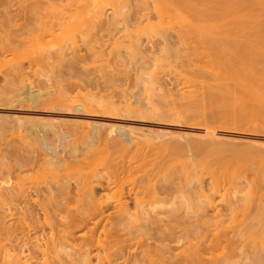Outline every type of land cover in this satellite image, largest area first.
Listing matches in <instances>:
<instances>
[{"label":"rangeland","instance_id":"rangeland-1","mask_svg":"<svg viewBox=\"0 0 264 264\" xmlns=\"http://www.w3.org/2000/svg\"><path fill=\"white\" fill-rule=\"evenodd\" d=\"M78 1H80V3L78 2ZM95 1H98V2H100V3H98V6H100L101 7V13H102V15H101V17L100 18H96V20L94 19V24L95 25H93V23L91 24V23H87L86 24V22H88L89 20H87V19H89L90 18V16L89 15H83V16H81V15H79V14H75V11H76V7H75V5H76V3L78 2V5H80L82 2V4H90L91 6H94L95 5V2H94V0H0V134L2 135V136H0V162H2V160H3V162H5L6 163V161L7 160H9V158L8 157H10V155L12 154L11 152H9V151H12V152H14V156H16L17 155V157H18V155H19V158H17L16 159V162L22 157L21 155H25L27 158L29 157V156H31V153L32 152H34V153H32V156L31 157H29V159H26V157H24V159H26V162L29 164V168L30 169H28V164H22V166H25L23 169H25V168H27V170L25 169V170H22L21 172L20 171H18V169L19 170H21L20 169V167L19 168H16L15 167V165L16 164H18V165H20V161L18 162V163H15V164H13V162H10V165H11V163H12V168H13V166H14V170L10 167V165L8 166V168H11V169H7L5 166L7 165V164H9V161H7L8 163L5 165V166H3L4 168L2 169V166H0V169H2L1 170V172L2 173H0L1 175H0V195L2 196H0L1 198H2V200L0 201V202H2V201H4L5 202V204L3 203V204H1L0 203V207H1V209H3L2 211L5 213V212H8V211H10V212H8V213H15V214H13V216H12V214H9V216L6 214V216L9 218L8 220L7 219H2L3 218V216L5 215L3 212H1V210H0V221H1V219L2 220H4V222H6L7 221V228L6 227H4L3 225H1L0 224V231H1V233H2V231H3V233H2V235L3 236H1V233H0V237H3L4 239V241L2 240V238L0 239V245H3V246H0L1 248H0V250H1V252H0V263H1V258L4 256V255H8V254H10L11 252H13V246H14V244L13 243H16L15 242V240L17 241V243H19V245H23L24 243H22V244H20V241H19V239H16L17 237H20L21 238V240L23 241V242H25V246L23 245L22 247H25V248H23V249H25V251L23 250V249H21V251H23L24 253H27V250L30 248V247H28L27 248V243H28V245L30 244V245H33V246H31V247H33V248H30L29 249V251H28V255L29 256H33L32 254L34 253V258H30L29 259V257H28V255L27 254H24V256L22 255L21 256V254H23L22 252H20L21 254H19V256H20V258H22L23 259V261H25L26 262V264H35V262L33 263H31L30 262V260H32V261H36L37 263L36 264H41V263H38L42 258H40L41 256H43V254H45V253H43V252H40L39 250H38V248L40 247V245H39V243L40 244H42V242L44 243L47 239H50L51 238V236L53 237V234H55L56 233V235H57V228H56V223H58V220H65V218H66V216L69 218V219H72L71 218V216L73 217V215L75 214V216H77L76 214H83L84 216H90V217H92L91 219H90V223H96L95 225H94V227L91 225V224H89L90 226H88V224H85V225H81V227L77 230V232H76V237H77V241H79L80 240V238H79V236L80 235H82V234H85V235H89V234H91L92 232L94 233H92L93 234V236L97 239L98 238V236L100 237V239H103V238H105V240L106 239H111L112 237H106L105 235H108V234H112L111 232H109L110 230V228H106V227H109V224H108V219L106 220L105 218L107 217V215H109L110 213H111V211L113 210V208L111 207V206H113V203H112V201H113V197H111V194L112 195H114V191H115V189L117 188V187H115V175H116V173H117V175L119 176V173H121V172H123V171H121L120 172V170L118 169L119 168V166H120V160H121V158H122V160H124L123 162H122V160H121V162H122V164L124 165L122 168H123V170L125 169V167L128 165V162L126 163V161L128 160V159H126V158H129V157H131L132 156V153L134 152V154L133 155H136V151H137V148L141 145V144H137V142H139L140 143V141H142V143L145 141H147L146 143H145V145H146V147L144 146V148L146 149V148H150L151 150H152V148L151 147H148V146H150L149 144H151L150 142H153V140L149 137V136H151V137H155L156 136V134H161V133H163V132H165L166 131V129H167V131L168 132H170L171 130H177L176 132H177V134H179V135H181V136H178V135H176V132H175V135L176 136H178L177 138L175 137V135L174 134H172V133H174V131H171L172 133H171V136L173 135L174 136V138H173V136H172V139H180V137H181V139H184V138H187V137H189V138H191L192 136L193 137H195V138H191V139H196V137L200 140V138L202 139H204L205 137H202L201 135L203 134V132L204 131H209V130H212V131H215V132H219L220 133V131H221V134H224L223 136H225V135H228V137L226 138V137H221L220 138V141H221V143L218 141L219 139H217L216 138V140L220 143H217V141H216V144H214L213 142H215V141H213L215 138H212L213 140H210V142L211 141H213L212 143L215 145V147L216 148H218V146L219 147H221V144L222 143H225L224 141H222L221 139L222 138H225V139H227L228 141H229V139H230V141H231V137H232V135L233 136H237V138H240V139H237L236 137H235V139H232V141H234L235 142V140L237 139V141H240L245 135H249L247 138V140L249 141V139L250 138H253L254 140H252V141H254V142H252V141H250V142H248V141H246V143L248 142L249 144H254V146L255 145H257V144H259L260 145V147L259 148H261V147H263L264 148V144H262L263 142H264V133L263 134H261L260 133V131H259V127H255V128H249V129H244V131H243V129H242V131L244 132H238V128H235V129H238V130H236V132H235V129L233 128V127H235V126H233L234 124H232V120L231 121H229L231 124H226V126L224 127V126H222V127H220L221 125L220 124H222V122H220V124L218 123V121H217V123L215 122L214 123V126H213V123H209L208 124V122L209 121H211V120H209L207 123H205V124H207V125H209L210 126V124H212V126H210V128H208V127H206V126H204L205 124H203L202 125V123H204V118H205V116L207 115V114H209V112L211 113V112H213V110H215L216 108H218L217 107V105H215L216 106V108H214V107H212V106H210V108H211V110L210 109H208L209 110V112H208V110L206 109V107H202L201 106V108H204V111L205 112H203L202 110H201V112L203 113V115H204V117H202L203 119H201V116H202V114L199 116L200 118H198V119H195V116H196V114H194V113H192L193 111L191 110V107H193V105H194V107H195V105H197V107L195 108V110H194V112L195 111H197V109H199V111H200V109L201 108H199L200 107V101H198L199 99H202V101H204L205 99H207L208 97H205V99L203 100V98H202V96L200 97L199 96V94H203L202 92H199L198 91V93L199 94H197L200 98L199 99H197V95H196V90H197V88H199L201 91H202V89H204L205 91H206V88H207V92H206V94L204 95V96H206V95H208L207 93H208V88H210L211 90L212 89H214L215 90V87L218 85L219 87L215 90V91H219V92H221V94H222V97H221V99L222 98H226L225 100L223 99V101L219 98L220 97V95H219V97H218V94H217V92H216V96L215 97H218V99H220L219 101H222V103L224 102H226L225 104L223 103V106H225V105H230V104H232V102L234 101V98H235V96H238L239 94H241V93H239L238 94V92H237V89L234 91V89L237 87V86H235L236 84H234V82H233V80L234 79H232L233 77H234V75H232V72H234V70L232 71V69L235 67H232L233 65H234V63L236 62V61H234L235 60V58H234V60H233V57H234V53H233V51H231L230 49L233 47V44L234 43H232L234 40H235V35H234V32H233V30H234V25H233V19H234V17H232V15L230 14V13H227V14H225L226 12L225 11H221V8H219L218 6H215V13L214 14H217V16L218 15H221L222 16V14H220L221 12L222 13H224L225 15H223V16H225V18L227 17L228 18V22H227V20L225 21L224 20V18H223V16L222 17H220V16H218V18H222V20H220V21H217V20H215L213 17H211L212 19L210 20V18H208L209 19V21H211L212 23H209L210 25L211 24H213L212 26H213V30H215V29H217V28H219V26L222 24V23H227V25H221L222 26V28H221V26H220V29H221V32H224V34H222L221 32V37L220 36H218L217 35V37L215 38V41H218V42H220L221 43V41L222 40H220V39H225V40H223L222 42H224V44L226 43L227 45L230 43L231 44V46H230V44L227 46L226 44H225V46H226V48L228 49V50H230V52H232V55L230 54H228V52H225V51H223V48L221 49V48H219V47H222L221 45H220V43L218 44V42H217V44L215 45V44H206V42H203L202 41V39L200 40L199 39V37H198V34H197V31H198V29H199V27L198 26H194L193 25V28H194V31L196 30V28H197V31H196V35L193 33V31L191 30V29H189V27H188V25L185 27V25L183 24V23H187V21H185V19L183 20L181 17H180V14H179V16H178V14H177V12L176 13H174V12H172L173 11V9H174V7H172V5L170 4V2H169V0L167 1L168 3H166V1H164V0H160L161 2H162V4L161 3H159L160 1L159 0H155L154 2H153V0H146V1H148V2H146V1H144V2H142L143 4H144V6H146V7H144V10L142 11V12H139L137 9H136V7H135V5H133V4H135L134 2H136V1H140V0H131V2H130V0H128V2H129V6H127L128 5V3H126V7H124V8H122L123 10H121V9H119V10H121V14H118L119 12H115L114 10H113V8L115 7V4L113 3L114 2V0L111 2V0L109 1V0H95ZM158 1V2H157ZM88 2V3H87ZM113 3V5H111ZM152 3H153V6H152ZM157 3V4H156ZM74 4V5H73ZM102 4V5H101ZM133 5V6H130V5ZM156 4V5H155ZM155 5V6H154ZM167 5H169V7L167 6ZM77 6V5H76ZM114 6V7H113ZM161 6V7H160ZM123 7V6H122ZM160 7V8H159ZM167 9H169V10H167V12H165V10H166V8ZM216 7H218L219 8V10L221 11V12H219V11H217L216 9H218V8H216ZM69 8H70V10H69ZM72 8V9H71ZM133 9L134 8V10L132 11L131 9ZM157 8V9H156ZM163 8L165 9L164 11H163ZM73 9H75V11L73 10ZM115 9V8H114ZM127 9V10H126ZM160 9V10H159ZM172 9V10H171ZM49 10V11H48ZM62 10H63V12H62ZM130 12H129V11ZM135 10H137V12H139L138 14H137V12H135ZM171 10V11H170ZM175 10V9H174ZM52 11V12H51ZM73 11V12H72ZM112 11H113V14H112ZM122 11H124V12H122ZM126 11V12H125ZM127 11H128V13H127ZM156 11V12H155ZM158 11V12H157ZM163 11V12H162ZM229 11V10H228ZM56 12V13H55ZM65 12V14H67V18H65V20L66 21H64V24H62L63 26H60V27H57V26H55L54 28H53V30H51V32H50V34H49V32H46V31H44L43 29L44 28H46V26L48 25V22H49V20L50 19H53L54 17H56V16H61V15H63V13ZM160 12V13H159ZM166 13V14H169V15H166L165 16V14H163V13ZM170 12V13H169ZM216 12H218V13H216ZM229 12H232V11H229ZM122 13H127L126 15H124V14H122ZM133 15H131V14ZM141 13V14H140ZM157 13V14H156ZM185 13V12H184ZM56 14V15H55ZM70 16H69V15ZM117 15V16H115V15ZM142 14L144 15V16H142ZM229 14H230V16H229ZM233 14V13H232ZM114 16L115 18L116 17H118L117 19H114L113 17V19L111 18V16ZM122 15H124L126 18H127V16H128V18H127V20L125 19V17L123 18L122 17ZM165 17H164V16ZM181 15H182V13H181ZM184 15V14H183ZM182 15V16H183ZM228 15V16H227ZM48 16V17H47ZM136 16V17H135ZM172 16V17H171ZM177 16V17H176ZM215 17H216V19H217V16L216 15H214ZM51 17V18H50ZM82 17V18H81ZM130 17V18H129ZM148 17V18H147ZM179 17V18H178ZM49 18V19H48ZM111 18V19H110ZM166 18V19H165ZM101 19V20H100ZM131 19V20H130ZM159 19H162V20H160L159 21ZM169 19V20H168ZM230 19V20H229ZM81 20V21H80ZM129 20V21H128ZM179 20H181V21H179ZM219 20V19H218ZM224 20V21H223ZM48 21V22H47ZM68 21V22H67ZM86 21V22H85ZM96 21V22H95ZM162 21V22H161ZM174 21V22H173ZM215 21H217V23H221L218 27H217V23L215 22ZM79 22H82L81 24H79ZM206 22H208V21H206ZM232 22V23H231ZM47 23V24H46ZM66 23V24H65ZM159 23V24H158ZM229 23V24H228ZM68 24V25H67ZM85 24V29L87 28V30L90 32V34H88L87 36L88 37H86V36H84L83 34H84V31H86L85 29L83 30V32H81L82 30L81 29H83V27H81L80 25H84ZM88 24H90L89 26H88ZM46 25V26H45ZM66 27H65V26ZM80 26V27H78L79 29L78 30H76L77 29V26ZM45 26V27H44ZM93 28H92V27ZM233 26V27H232ZM44 27V28H43ZM151 27V28H150ZM159 27V28H158ZM163 27H166V28H164L163 29ZM215 27V28H214ZM43 28V29H42ZM69 28V29H68ZM81 28V29H80ZM230 28V31L231 32H229L228 30H226V29H229ZM149 29V30H148ZM162 31H165V29H166V31L165 32H162L161 33V30ZM185 29L187 30V31H185ZM223 29L225 30V31H228V32H225V31H223ZM69 30H71V31H69ZM79 30H80V32H79ZM151 30V31H150ZM160 30V31H159ZM182 30V31H181ZM220 31V30H219ZM72 32V33H71ZM79 32V33H78ZM142 32V33H141ZM150 32V33H149ZM7 33V34H6ZM144 33V34H143ZM160 33V34H159ZM179 33V35H177ZM189 33V34H188ZM215 33H216V30H215ZM217 33L219 34V32H218V30H217ZM225 33H227V34H225ZM229 33H232V34H230L229 35ZM6 34V35H5ZM9 34V35H8ZM72 34V35H71ZM181 34V35H180ZM140 35H141V37H140ZM161 35V36H160ZM162 35H165V36H162ZM226 37H225V36ZM229 35V37L227 38V36ZM231 35H233L232 37H230ZM74 36V37H73ZM90 36V37H89ZM177 36H178V38H177ZM223 36L225 37V38H223ZM71 37V38H70ZM139 37V38H138ZM219 37V38H218ZM234 37V38H233ZM76 38V39H75ZM87 38V39H86ZM136 38V39H135ZM180 38H182V39H180ZM197 38V39H196ZM233 38V39H232ZM67 39H70L69 40V43H70V45H68L67 44V42H68V40ZM75 39V40H74ZM84 39H86V40H84ZM165 39H167V41L165 40ZM218 39V40H217ZM229 39H230V41H229ZM136 40V41H135ZM233 40V41H232ZM71 41V42H70ZM74 41H75V43H74ZM160 41V42H159ZM164 41H166L167 42V44H169V46H170V44H172V42H173V44H172V46H174V48L176 49L175 51V53H173V52H170V55L169 56H166V54L167 53H169V52H167V53H165V52H162V51H164L163 49L165 48H163L162 47V44H163V46L164 45H166V42H164ZM229 41V42H228ZM232 41V42H231ZM162 42V43H161ZM183 42V43H182ZM203 42V43H202ZM62 43H66V44H64V45H66L68 48L66 49H64V50H62V57H61V55L59 54V50H57L56 48H57V46L58 45H60V44H62ZM71 43H72V45H71ZM77 43V44H76ZM132 43V44H131ZM133 43H136V44H133ZM201 43H202V45H201ZM58 44V45H57ZM74 44V45H73ZM119 44V45H118ZM130 44V45H129ZM200 44V45H199ZM213 45V46H212ZM220 45V46H219ZM116 46H118L117 48H116ZM119 46H120V48H119ZM136 46V47H135ZM175 46H177V47H175ZM178 46H179V48H178ZM189 46V47H188ZM200 46L202 47V48H200ZM204 46V47H203ZM212 46V47H211ZM75 47V48H74ZM91 47V48H90ZM161 47H162V49H161ZM167 47V46H166ZM183 47L185 48L184 49V51H183ZM46 48H49V49H46ZM207 48V49H206ZM210 48V49H209ZM116 49V50H115ZM119 49V50H118ZM123 49V50H122ZM136 49V50H135ZM204 49V50H203ZM206 49V50H205ZM211 50V52L209 51V50ZM215 49V50H214ZM219 49V52L217 51ZM221 49V50H220ZM54 50H57L58 51V53H55L56 51H54ZM66 50V51H65ZM127 50V51H126ZM196 50V51H195ZM201 50V51H200ZM233 50V49H232ZM61 51V50H60ZM160 51V52H159ZM204 51V52H203ZM205 51L207 52V53H205ZM208 51H209V53H208ZM216 51H217V53L220 55L219 57H218V54L216 53ZM222 51V54L220 53ZM46 52H47V55H46ZM119 52H120V54H119ZM203 52V53H202ZM223 52H225V53H223ZM76 54V57H72V56H75V54ZM117 53V54H116ZM165 53V54H164ZM50 54V55H49ZM143 54V55H142ZM191 56H190V55ZM209 54H210V56H209ZM225 54V55H224ZM56 55V56H55ZM59 55V57L62 59H64L65 61H63V59H62V61H63V64H62V61L60 60V62H57L56 60L58 59V61H59V57H57ZM120 55V56H119ZM215 55V56H214ZM223 55H224V57H223ZM47 56H49L48 58H47ZM64 56V57H63ZM149 56L150 57H152V58H149ZM162 57V58H159V57ZM164 56V57H163ZM167 57V58H166ZM180 57V58H179ZM208 57V58H207ZM224 59H223V58ZM228 57V58H227ZM57 58V59H56ZM168 58H169V60H168ZM210 58V59H209ZM220 59V60H217V59ZM71 59V60H70ZM157 59V61H155ZM162 59H164V60H162ZM227 59H229L228 61H227ZM76 60V61H75ZM158 60H159V62H160V60H161V62L162 63H164V64H161V62L159 63L158 62ZM175 60V61H174ZM211 60H213V61H211ZM224 60H226V63L228 64V66L226 65V63H223V62H225ZM68 61V62H67ZM219 61V62H218ZM221 61V62H220ZM229 61H231V62H229ZM57 62V63H56ZM68 64H67V63ZM70 62V63H69ZM219 63V65L217 64V63ZM55 63V64H54ZM61 63V64H60ZM157 63V64H156ZM72 64V65H71ZM165 64H167V65H165ZM219 66H217V65ZM236 64V63H235ZM57 65H59V66H57ZM67 65H68V67L70 68V70L68 71L67 69ZM213 65V66H212ZM53 66H56L57 68H58V70H57V68L56 67H53ZM73 66H75V67H73ZM222 66V67H221ZM232 68H231V67ZM14 67V68H13ZM18 67H20V68H18ZM72 67H73V69H72ZM214 67V68H213ZM218 67V68H217ZM74 68H76V69H74ZM14 69H16V70H14ZM50 69H53V70H50ZM230 71H229V70ZM235 69V68H234ZM224 70H227V73L229 72V73H231V77H230V75H229V73L228 74H226V72L224 71ZM52 71V72H51ZM195 71V72H194ZM198 73H197V72ZM219 71V72H218ZM221 71V72H220ZM232 71V72H231ZM70 72V73H69ZM192 72H193V75H192ZM222 72H225V74H223ZM69 73V74H68ZM194 73H196V74H194ZM203 73V74H202ZM204 73H205V75H204ZM222 73V74H221ZM144 74V75H143ZM198 74V75H197ZM194 75H197V76H195L196 78L194 79ZM204 75V76H203ZM223 77H222V76ZM226 75V76H225ZM228 75V76H227ZM58 76H60V77H58ZM138 76V77H137ZM198 76H200L199 78H198ZM203 76V77H202ZM221 78L220 80L218 79L219 77ZM64 79H63V78ZM194 79H192V78ZM205 77H206V79H205ZM227 77V78H226ZM230 77V78H229ZM63 79L62 81L61 80H59V81H61V82H63V83H61V82H57V79ZM209 78V79H208ZM197 79H199V80H197ZM195 80H197V81H195ZM219 80V81H218ZM222 80L224 81V82H226L225 84H221V83H224V82H222ZM193 81H195L197 84H198V87H195V86H197V85H195L194 83L195 82H193ZM221 81V83L219 84V82ZM56 82V83H55ZM193 82V83H192ZM203 82V83H202ZM61 83V84H60ZM199 83L200 84H205V85H200L199 86ZM232 83V84H231ZM6 84V85H5ZM58 85H62V86H58ZM64 85V86H63ZM160 85V86H159ZM214 85H216L215 87H214ZM220 85H222V86H220ZM225 85V86H224ZM232 85V86H231ZM57 86H58V88H57ZM235 86V87H234ZM152 87V88H151ZM201 87H202V89H201ZM223 87H225V89L227 90H225V89H223ZM61 88V89H60ZM64 88V90H62ZM161 88V89H160ZM237 88H239V86L237 87ZM46 89H47V91H46ZM152 89V90H151ZM147 90V91H146ZM155 90V91H154ZM161 90H163V91H161ZM204 90H203V92H204ZM225 90V91H224ZM42 91V92H41ZM166 91V92H165ZM169 91V92H168ZM189 91H191V92H189ZM195 91V92H194ZM213 91V90H212ZM224 91V92H223ZM230 91H231V93H230ZM238 91H240V90H238ZM65 92H66V99L64 98V96H65ZM149 92H150V94H149ZM160 92V93H159ZM163 92H164V94H163ZM193 92V93H192ZM218 92V93H219ZM228 92V93H227ZM235 92V93H234ZM242 92V91H241ZM44 94V95H42V94ZM48 93V94H47ZM50 93V94H49ZM157 95H156V94ZM169 93V94H168ZM180 95H179V94ZM188 93V94H187ZM192 93V95H190V94ZM210 93V92H209ZM225 93H227L228 95H226ZM46 94H47V99H46ZM57 94H58V96H57ZM60 94V95H59ZM64 94V95H63ZM160 94H163V96H164V98L160 95ZM167 94V95H166ZM223 94H224V96L225 97H223ZM237 94V95H236ZM43 97H42V96ZM156 97H154V96ZM176 97H174V96ZM183 95V96H182ZM185 95V96H184ZM187 95V96H186ZM197 96L191 103H190V101H187V104H188V106L187 107H184V108H190L189 109V111H191L190 113L192 114V115H190V114H188L187 115V112H184V114L185 115H183V116H185V117H183L185 120H186V122L187 121H189L188 123H186L185 121L183 122L182 121V119L183 118H181L182 116H180V110L182 109L183 110V108H180V107H182V105H187L186 104V102L185 103H183L182 104V102H181V100L184 98L185 99V97L186 98H189L188 96ZM213 95V94H212ZM214 95H215V93H214ZM232 95V96H231ZM233 95H235V96H233ZM146 96H148V97H146ZM159 96V97H158ZM161 96V97H160ZM171 96V97H170ZM194 96V97H195ZM58 97V98H57ZM62 97V98H61ZM157 97H158V99H157ZM174 97V98H173ZM181 97H182V99H181ZM232 97V98H231ZM43 98H45L44 99V101H43ZM55 98V99H54ZM59 98L60 99H62V100H60L59 101ZM139 98V99H138ZM159 98H161V99H159ZM170 98V99H169ZM230 98L232 99V102L231 101H228V102H231V103H228L227 102V99H229L230 100ZM52 99V100H51ZM63 99H65L64 101H63ZM209 99H210V97H209ZM208 99V100H209ZM46 100V101H45ZM68 100V101H67ZM144 100V101H143ZM150 100V101H149ZM155 100H157V101H155ZM168 100V101H167ZM215 99H212L211 100V102H210V104L209 105H211V104H214V103H212L213 101H214ZM151 101H153V102H151ZM166 101V102H165ZM177 101V102H176ZM184 101V100H183ZM186 101V100H185ZM194 101H196V103L194 102ZM199 103H198V102ZM210 101V100H209ZM217 100H215L214 102H216ZM46 102V103H45ZM63 104H62V103ZM68 102V103H67ZM143 102V103H142ZM148 102H150V104L148 103ZM156 102V103H155ZM157 102H159V103H157ZM160 102H162V103H160ZM174 104H173V103ZM180 102V103H179ZM189 102V103H188ZM42 103V104H41ZM151 103H152V105H151ZM204 103H205V101H204ZM204 103H202V105L204 104ZM206 103H207V100H206ZM205 103V104H206ZM217 104H218V106H221L222 105V103H221V105H219V102L217 101L216 102ZM45 104V105H44ZM58 104H60V105H58ZM65 104V105H64ZM68 104V105H67ZM181 104V105H180ZM190 104H192V105H190ZM200 104V105H199ZM205 104H204V106H205ZM64 105V106H63ZM67 105V106H66ZM155 105V107H153ZM164 105V106H163ZM190 105V106H189ZM209 105H208V107H209ZM63 106V107H62ZM71 106V107H70ZM146 106V107H145ZM149 106H152L153 108H150ZM159 106V107H158ZM166 106V107H165ZM177 106V107H176ZM235 106V105H234ZM233 105H232V108L234 107ZM161 107V108H160ZM170 107V108H169ZM175 109V110H173V108ZM179 107V108H178ZM35 108V109H34ZM111 108V109H110ZM135 108V109H134ZM157 108V112L155 111V109ZM179 110H178V109ZM213 108V109H212ZM220 108V107H219ZM231 108V107H230ZM232 108L231 109H229V111L230 110H232ZM136 110V111H135ZM140 110H142V111H140ZM150 110V111H149ZM151 110H153L152 111V113H151ZM163 110V111H162ZM181 110V111H182ZM113 111H115V114H122L121 116H115L114 115V113H113ZM133 113H132V112ZM139 111H140V113H139ZM149 111V112H148ZM162 111V112H161ZM187 111V110H186ZM216 111V110H215ZM118 112V113H117ZM121 112V113H120ZM129 112V113H128ZM156 112V113H155ZM173 112V113H172ZM201 112H199V113H201ZM231 112V111H230ZM207 113V114H206ZM38 114V115H37ZM126 114V115H125ZM130 114V115H129ZM133 114H136L135 116L133 115ZM153 114H155L154 116L156 117V115H157V119L154 117H151ZM35 115V116H34ZM37 115V116H36ZM50 115H51V117H50ZM128 115V116H127ZM169 115H171V116H169ZM173 115H174V117L175 118H173ZM176 115V116H175ZM177 115H179V116H177ZM198 115V114H197ZM33 118V120L32 119H28V118ZM33 116V117H32ZM56 118H55V117ZM58 116V117H57ZM133 118H132V117ZM148 116H150V117H148ZM165 116V117H164ZM169 116V117H168ZM192 116H194V117H191ZM35 117H37V119L35 118ZM43 117V118H42ZM123 117V118H122ZM136 117V118H135ZM171 117V118H170ZM178 117V121L176 120H174V119H176ZM189 117V118H188ZM23 118V119H22ZM42 118V119H41ZM51 118L53 119V120H51ZM148 118H149V120H148ZM152 118L153 119H156L155 121L154 120H152ZM170 118V119H169ZM173 118V119H172ZM186 118H188V119H186ZM193 118H194V121H196V122H193L192 120H193ZM207 118V117H206ZM48 119H50L49 121L46 120ZM158 119H160V120H158ZM162 119H164V120H162ZM183 119V120H184ZM190 119H192V120H190ZM14 120H15V122H14ZM18 120V121H17ZM19 120H20V122H19ZM28 120H32L31 122L30 121H28ZM34 120H36L35 122H33ZM74 120H76V121H74ZM151 120H152V122H151ZM174 120V121H173ZM198 120H203V122L201 123V125H199V122L200 121H198ZM22 121V122H21ZM26 121H28L29 123H27ZM41 121V122H40ZM74 121V122H73ZM158 121V122H157ZM167 121V122H166ZM16 122H18V123H20V124H18V123H16ZM26 122V123H25ZM72 122V123H71ZM116 122V123H115ZM119 122V123H118ZM174 122V123H173ZM183 122V123H182ZM224 123L222 124V125H225V122H226V119L223 121ZM228 122V123H229ZM16 123V124H15ZM23 123H25V124H23ZM37 123V124H36ZM75 123V124H74ZM77 123V124H76ZM176 123V124H175ZM186 123V124H185ZM189 123H190V125H189ZM191 123H194V124H191ZM28 124V125H27ZM31 124H32V127H33V124H36V125H34V129L33 128H31ZM43 124V125H42ZM50 124V125H49ZM18 125H20L21 127H19ZM43 127H42V126ZM45 125H46V127H45ZM65 125H67V126H71V128L70 127H66ZM75 125V127H73ZM124 125V126H123ZM148 125H149V127H148ZM187 125V126H186ZM227 125H232V126H227ZM16 126V128H14ZM25 126V127H24ZM30 128H29V127ZM54 126V127H53ZM64 126L66 127V128H64ZM82 126V127H81ZM127 126V127H126ZM130 126V127H129ZM151 126V127H150ZM204 126L205 128H202V127ZM213 127V128H212ZM216 127V128H215ZM230 127L232 128V129H230ZM18 128V129H17ZM21 128V129H20ZM23 128H25V129H23ZM45 128V129H44ZM73 128H75L74 130H73ZM129 128H130V130L131 129H135L136 130V128H137V131L138 132H136L135 133V135L134 134H132V136H130L129 135V132L127 131V130H129ZM165 128V129H164ZM170 128V129H169ZM224 128V129H223ZM48 129V130H47ZM140 129V130H139ZM141 129H142V131H141ZM163 129V130H162ZM234 129V130H233ZM20 132L19 134L18 133H16V132H18V131ZM26 130V131H25ZM29 130V131H28ZM32 130V131H31ZM72 130V131H71ZM97 130H100V132L101 131H103L104 130V132H101V133H99V134H97L96 133V131ZM180 130V131H179ZM181 130L183 131L182 133H180L181 132ZM185 130H186V132H185ZM189 131V133L187 134V132ZM245 130H246V132H245ZM64 131H68V133H64ZM107 131V133H105ZM166 131V132H167ZM193 131H195V132H193ZM203 131V132H202ZM253 131V132H252ZM255 131H257V132H255ZM37 132V133H36ZM59 132V133H58ZM72 132V133H71ZM94 132V133H93ZM124 132V133H123ZM128 132V133H127ZM142 133L141 134V136L143 137H147L148 136V138H150V140L148 141V140H144L142 137H140L139 136V133ZM159 132V133H158ZM179 132V133H178ZM185 132V133H184ZM197 132H199V133H197ZM249 132V133H248ZM36 133V134H35ZM45 133H46V135H45ZM56 135H55V134ZM58 133V134H57ZM184 133V134H183ZM231 133V134H230ZM233 133V134H232ZM248 133V134H247ZM251 133H253V134H251ZM29 134V135H28ZM52 134V135H51ZM136 134H138V135H136ZM195 134V135H194ZM239 134V135H238ZM243 134V135H242ZM258 134V135H257ZM21 136L22 135V137L24 138H22V137H19V136ZM83 137H82V136ZM134 135V136H133ZM184 135V136H183ZM189 135V136H188ZM231 135V136H230ZM60 139H58L57 140V137ZM86 136V137H85ZM96 136V137H95ZM102 136V137H101ZM136 136V138H133V137H135ZM240 136V137H239ZM261 136V137H260ZM19 137V139H17ZM52 137V138H51ZM56 137V138H55ZM127 137H131L130 139H131V141L133 140V142L131 143L128 139H126ZM140 137V138H139ZM145 137V138H146ZM54 138L56 139V142H54ZM82 138V140H80ZM89 138H91V140L89 139ZM118 138V139H117ZM133 138V139H132ZM164 138H166V139H168V138H171L170 137V135L169 136H167V137H165L164 136ZM256 138V139H255ZM5 139V140H4ZM23 140V142H22V140ZM52 139V140H51ZM64 139V140H63ZM71 139V140H70ZM85 139V140H84ZM137 139H139L140 141H138ZM178 139V140H179ZM225 139H223V140H225ZM244 139V138H243ZM243 139H242V141H243ZM257 139H258V141H257ZM20 140V141H19ZM24 140H25V142H24ZM67 142H70V143H72V144H80V145H74V147H77L78 149H80V150H78L77 152H79V151H81V152H79V153H81V154H79V153H77L76 154V149L73 151V152H75V155H74V153L73 154H70V153H68V152H71L72 153V151H70L73 147H66V149H68V148H70V150L69 151H66L65 150V148H64V146H62V145H64L65 144V146H66V144H69L68 146H72V145H70V143H67ZM70 140V141H69ZM76 140H77V142H76ZM84 140V141H83ZM134 140H136L137 142L135 143V141ZM185 140L186 139H184L183 141H182V143L184 144L185 143ZM188 140V139H187ZM199 140H194V141H199ZM226 140V141H227ZM245 140V139H244ZM262 140V142H260ZM8 141V142H7ZM9 141H10V143H9ZM12 141V142H11ZM17 141H19L18 142V144H17ZM62 141H63V144H62ZM65 141V142H64ZM85 141H87V142H85ZM116 141V142H115ZM120 141V142H119ZM201 141V140H200ZM200 141H199V143H200ZM228 141H227V143H228ZM15 142H16V145H15ZM21 142H22V144H21ZM28 142V143H27ZM82 144H81V143ZM117 142H118V144H117ZM131 144V145H128L129 143ZM156 142V140H154V143ZM187 142V141H186ZM189 142H191V140L189 141ZM193 142V141H192ZM202 142H203V140L201 141V143L200 144H202ZM205 142L207 143V141H206V139H205ZM205 142H203V144H205ZM11 144V145H8V144ZM26 143V145H24V144ZM54 143H56V147L57 146H59V147H63L62 148V150L64 151L65 150V153L67 152V154L64 156V154L65 153H63V152H60V151H62L61 150V148H59V149H57L55 146H53L52 144H54ZM153 143V144H154ZM227 143H225V144H227ZM239 143V142H238ZM261 143V144H260ZM19 144H21V146L19 145ZM61 146H60V145ZM122 144V145H121ZM157 144H159V143H157L156 142V145ZM186 144H188V143H186ZM224 144V145H225ZM232 144V143H231ZM230 144V145H231ZM234 144V143H233ZM233 144H232V146H233ZM236 144V143H235ZM242 144V143H241ZM240 144V145H241ZM244 144V143H243ZM15 146V147H13V146ZM17 145H19L18 147H16ZM137 147H135V146ZM152 145V144H151ZM207 145V144H206ZM210 145L212 146V147H214L211 143H210ZM210 145H209V147H210ZM224 145H222V146H224ZM84 146V147H83ZM87 146V147H86ZM122 146V147H121ZM124 146V147H123ZM142 146V145H141ZM164 146V145H163ZM184 146V145H183ZM187 146H191L190 145V143L188 144V145H185L184 146V148L186 149V148H188V149H190V151L189 150H185V151H187L186 152V154L188 153V156L186 155V154H184V149L183 150H181V151H184L182 154V156H185V157H182V156H180L179 155V157H177L176 158V156H174V160L172 161V156H170V159H171V164L172 165H174V163H175V161H179V160H182V161H185V162H188V163H185V165L187 164H189V165H191V161H192V166L195 168L196 167V163L197 162H194L195 161V155H192V152L194 153V151H192L191 150V147L189 148V147H187ZM243 146V145H242ZM245 146H247L246 144L243 146V147H241L243 150H244V148H245ZM249 146H251V145H249ZM253 146V145H252ZM253 146V147H254ZM48 148V151L50 150H52L50 153L48 152H45V156H47V158L45 157H41L40 158V156H41V150L42 149H44V148ZM53 147H55L56 149H55V151L57 152H55L56 153V155L55 156H53L55 153H53ZM79 147H81V148H79ZM113 147V149L111 150V148ZM134 147L136 148L135 150H134ZM143 147V146H142ZM155 147V146H154ZM154 147H153V150L151 151V150H141L140 148L141 147H139L138 149H140L139 150V153H140V151H141V154H140V156H142V154H144L146 151H149V152H147L148 154H146L147 156L148 155H151V156H146L145 154V156H146V158H153V157H155V160H153V163L149 160L147 163H141L140 165H145V164H150L149 162H151L153 165L154 164H156V162H154V161H156L157 160V158L158 159H160V157L162 158L161 160H163V158H165V156H166V158H167V156H168V159H169V155L168 154H165V156H164V153L165 152H167V147L166 148H162V146H161V144L160 145H158V148H155L154 149ZM159 147H160V149H159ZM225 147H226V145H225ZM227 147H228V145H227ZM235 147V146H234ZM239 147V146H238ZM9 148V149H8ZM12 148V149H11ZM13 148H15V149H13ZM21 148V149H20ZM47 148H46V150L45 151H47ZM87 148H89V149H87ZM120 148V149H119ZM126 148H127V150H126ZM204 148H206V147H204ZM230 148V147H229ZM236 148V147H235ZM259 148H257V149H259ZM19 149V150H18ZM110 149V150H109ZM121 149H123V151L124 150H126V151H122ZM196 149V148H195ZM194 149V150H195ZM200 149V148H199ZM203 149V148H202ZM202 149H200V150H202ZM228 149V148H227ZM226 149V150H227ZM232 149H233V147H232ZM251 149H252V147H251ZM255 149V148H254ZM253 149V150H254ZM7 150V151H6ZM28 153V156H27V154H26V152ZM43 150V151H44ZM58 150V151H57ZM114 150V151H113ZM121 150V151H120ZM163 150L165 151V152H163ZM170 150H172V149H170ZM169 149H168V151H170ZM206 151V149H203L202 151ZM225 150V149H224ZM225 150V151H226ZM233 150H236V149H233ZM241 149H239L238 151H240ZM243 150H241L240 151V153L243 151ZM23 151H24V153H23ZM85 151V152H84ZM90 151V152H89ZM110 151H113V153L112 152H110ZM121 152L122 154L124 153L125 155H126V157H125V155L123 154H121V153H119V152ZM142 151H143V153H142ZM156 151V152H155ZM161 151V152H160ZM173 151H175V150H173ZM191 152V154L189 153V152ZM197 151H198V149H197ZM202 151L201 152H198V153H201L202 155H203V153H202ZM207 151H209V150H207ZM230 151H232L231 149H230ZM237 151V150H236ZM237 151V152H238ZM245 151H246V149H245ZM245 151H243V152H245ZM248 152H250L249 150H247ZM256 151V150H255ZM259 151V150H258ZM5 152V153H4ZM9 152L10 153V155H9V153L7 154V153ZM58 152H59V154H58ZM89 152V153H88ZM224 152V151H223ZM248 152H247V154H248ZM261 152H263V151H261ZM261 152H259V153H261ZM15 153H16V155H15ZM19 153V154H18ZM44 153V152H43ZM42 153V154H43ZM48 155H47V154ZM62 153V154H61ZM84 153V156L82 155ZM114 153H115V155H114ZM118 153V154H117ZM139 153H138V156H139ZM151 153V154H150ZM159 154V155H155V154ZM170 153H172L173 154V152L171 151ZM175 153H177L176 151H175ZM174 153V154H175ZM207 153V152H206ZM205 153V154H206ZM226 153V152H225ZM235 153V152H234ZM255 153V152H254ZM259 153L258 152H256L254 155H259ZM2 154V155H1ZM5 154V155H4ZM7 154V155H6ZM34 154V155H33ZM57 154H58V156H60V157H58L57 156ZM68 154H70V155H74V157H76L74 160L72 159V157L70 156V158L72 159H70V161H68L67 159H69V158H67V156H68ZM86 154V155H85ZM103 154H105V155H103ZM107 154V155H106ZM116 154L118 155L117 157H116ZM160 154H161V156H160ZM201 154H200V156H201ZM210 153L208 152V155H209ZM230 154V155H229ZM245 154H246V152H245ZM64 157H63V156ZM79 157V159H77L78 157ZM80 155H82V156H80ZM112 155H114V156H112ZM131 155V156H130ZM177 155V154H176ZM191 155H192V158H190L191 157ZM211 155H214L212 152H211V154H210V156ZM225 155V157H226V154H224ZM223 155V156H224ZM228 156H232L233 155V152H232V155H231V153L229 152L228 154H227ZM261 155L263 156V157H261ZM261 155H259L260 156V159L263 161L264 159V154L263 153H261ZM4 156L6 157V156H8L7 158H4ZM21 156V157H20ZM36 157V158H39L38 159V161L39 162H37L36 161V163H34V161H35V159H33V161H32V157ZM43 156V155H42ZM62 156V157H61ZM109 156H111L110 158H109ZM138 156H136V158L138 157ZM156 156H158L157 158H156ZM178 156V155H177ZM194 156V157H193ZM198 156V155H197ZM206 156V155H205ZM209 156V157H210ZM237 156V155H236ZM235 155H233V158L234 159H232V157H231V159L232 160H235V157H236ZM238 156H239V153H238ZM237 156V157H238ZM241 156H243V155H241ZM248 156V155H247ZM250 156V155H249ZM34 157V158H35ZM54 157V158H53ZM105 157V158H104ZM108 157V158H107ZM119 157H121V158H119ZM135 156H132V158H134ZM203 157H204V155H203ZM251 157V156H250ZM257 157V156H256ZM255 157V158H256ZM57 158V159H56ZM103 158V159H102ZM118 158H119V161H118ZM124 158V159H123ZM145 157H144V159H146ZM166 158H165V160H163V162H162V164L161 165H163V163L166 161ZM211 158V157H210ZM221 158H223V157H221ZM246 158V157H245ZM252 158H253V156H252ZM14 159V158H13ZM11 157H10V160H13ZM61 159H63L64 160V162H63V165H62V162H61V164H59L60 163V161H62ZM108 159V160H107ZM117 159V160H116ZM141 159V158H140ZM139 159V160H140ZM170 159H169V162H170ZM178 159V160H177ZM207 159H209L208 157H207ZM212 159H214L215 160V162H216V158L214 157H212L211 158V160ZM230 159V158H229ZM228 159V160H229ZM240 159V158H239ZM238 159V160H239ZM247 159V158H246ZM246 159H244L243 158V161L245 160V163L242 165V163L243 162H239V161H237V163L239 162L240 163V165H238L237 163H236V160H235V162L234 163H236V164H234L233 163V169H236V166H234V165H237V166H239V167H241V165L242 166H244L246 163H248L249 164V162H251V159H248L247 161H249V162H247L246 161ZM5 160V161H4ZM41 160V161H40ZM50 160H52V161H50ZM59 160V161H58ZM66 160V161H65ZM107 160V161H106ZM110 160V161H109ZM132 160V162H136L138 159H136V161H133L134 159H131ZM138 160V162H140V161H144V160H140L139 161ZM161 160H158V161H161ZM194 160V161H193ZM197 161H199L198 159H196ZM224 160V159H223ZM225 160H227V159H225ZM254 160H256L255 161V164H256V162L258 161V163L260 164L261 163V160H259V158H256V159H254ZM15 161V160H14ZM23 161V160H22ZM29 161H32L31 163H29ZM46 161V162H45ZM58 161V162H57ZM76 161H78V162H76ZM80 161V162H79ZM109 161V162H108ZM115 161V163H113V162ZM116 161H118V162H116ZM129 161V160H128ZM146 161V160H145ZM157 161V163H159ZM181 161V162H182ZM190 161V162H189ZM200 161H202L201 159H200ZM206 161V160H205ZM210 160H208V162H209ZM241 161V160H240ZM26 162H23V163H26ZM48 162V163H47ZM54 162H56L57 164H55ZM74 162H76V163H74ZM169 162H165L166 164H168ZM203 162H204V159H203ZM213 162V161H212ZM214 162V163H215ZM220 162H221V160H220ZM232 164V161L231 160H229L228 161V163L226 164V165H229L230 163ZM33 163H34V165H33ZM41 163V164H40ZM46 163V164H45ZM55 165H54V164ZM67 163H70V164H68V165H71V164H73L72 166H67ZM117 164V165H119L117 168H116V166L115 165H113V164ZM161 163V162H160ZM159 163V164H160ZM199 163V162H198ZM223 164H224V161L222 162ZM257 163V164H258ZM30 164H31V167H30ZM54 166H53V165ZM125 164H127V165H125ZM137 164V163H136ZM180 164H182V163H180ZM179 164V165H180ZM194 164H196L195 166H194ZM213 164V163H212ZM211 164V165H212ZM218 164V163H217ZM217 164H214L213 166L214 167H216V165ZM221 164V163H220ZM222 164V165H223ZM224 164V165H225ZM230 164V165H231ZM247 164V165H248ZM251 164V163H250ZM254 164V165H255ZM263 164V163H262ZM261 164V165H262ZM0 165H1V163H0ZM57 165V166H56ZM151 165V164H150ZM158 164H156L155 166H157ZM172 165H168V167L167 168H169V166H171L170 168H172L173 166ZM223 165V166H224ZM225 165V166H226ZM253 165V164H252ZM264 165V164H263ZM65 166H67V168L64 167ZM181 166H183L184 167V164L183 165H181ZM181 166L179 167L177 164H176V171L175 172H177V170H183L184 168H182V169H180L181 168ZM191 166V167H192ZM198 166V165H197ZM221 166V165H220ZM220 166H219V168H220ZM231 166V167H232ZM257 166H259L258 168H256V166H255V169H259L258 171H261L260 170V168L261 167H263V166H260V165H257ZM70 167V168H69ZM110 167V168H109ZM113 167V168H112ZM135 167H137V165H135ZM135 167H132V168H135ZM139 167V166H138ZM159 167H162V166H158L156 169H154L155 170V172H154V170L152 169V170H149V172H151V174L153 175V177L152 178H154V176L156 175V177H158L159 179H162L163 178V176H162V178H160L161 176H160V174L162 175V174H164V173H166V171H169L168 169L165 171L164 170V173L162 172V173H159L160 171H159ZM165 167V165L161 168L162 170H163V168ZM173 167V168H174ZM187 167V166H186ZM185 167V168H186ZM228 167V166H227ZM230 167V166H229ZM7 169V171H4V169ZM115 168V169H114ZM121 168V166H120V169H122ZM128 168V167H127ZM127 168L125 169V170H127ZM131 168V167H130ZM129 168V170H131ZM141 168V167H140ZM145 168H148V167H145ZM196 168H198V167H196ZM245 168H246V166H245ZM244 167L243 168H239V170H240V172H241V170H243L242 172L245 174V173H249V175L247 176L246 174H245V176H247V178L246 177H244V175H242V178L240 177L239 179H241V181H242V179L243 178H245V181H242V183H241V181H237V183H239V185L238 184H236V186L234 185L233 186V189H231V184L229 185L227 182H225L226 181V179H227V181L229 182V178H228V176H229V174H228V172H227V178H223V176H226V174H223L222 172H218V176H219V182H220V180H221V184H219L218 185V187L221 185L222 187H223V185H224V187L223 188H218L219 190H217V187L215 188L217 191H216V193L218 192V191H220L221 189H224L225 187H230L229 189L228 188H226V189H228V190H226V192L223 190V192H221V194H226L227 195V198L229 199V197H231V198H233V197H235V198H233L234 200L235 199H237V198H239V197H241V196H243V195H241L242 194V192L244 191H246V187L248 186L247 184L249 183H251V177H254L255 178V174H254V172L256 173V171H255V169H254V171H253V173L252 172H250V170L251 169H249V168H251L250 166H249V171L247 170V168H246V170L244 171V169H245ZM5 169V170H6ZM51 169H53V171H52V173L51 172H49V171H51ZM57 170L55 173H53L55 170ZM93 169V170H92ZM113 170V171H110V170ZM151 169V168H150ZM190 169V168H189ZM9 170V171H8ZM11 170V171H10ZM116 170H119V171H115ZM124 170V171H125ZM136 170V172H138L140 169H135ZM134 170V171H135ZM158 170V171H157ZM187 170V169H186ZM186 170H184V172L186 171ZM196 170H198L199 171V168L198 169H196ZM217 170V169H216ZM219 170V169H218ZM217 170V171H218ZM222 170V169H221ZM220 170V171H221ZM237 170V169H236ZM239 170H237V172H239ZM252 170H253V168H252ZM15 171V172H14ZM87 172L86 174L84 173V172ZM92 171H95V172H92ZM109 172L110 171V173H113V174H109V173H107V172ZM141 171V170H140ZM257 171V172H258ZM10 172V173H9ZM17 172V173H16ZM19 172V173H18ZM90 172V173H89ZM132 173H133V171H131ZM197 172V171H196ZM13 173H14V175H13ZM56 173H59L58 174V176L56 175ZM84 173V174H83ZM92 173H95L94 175L96 176V177H98L99 178V176L101 175V174H103L100 178H99V184H97V182H95V179H94V182L97 184L96 186H99V187H96V186H92V185H89L90 184V182L89 181H91V183H93V174ZM98 175H97V174ZM109 174V176H111V178H113L114 177V181H112V179H111V181H110V179H109V181L110 182H107L108 181V179H106L105 178V176L107 175V174ZM157 173H159V174H157ZM172 175H173V173H174V170H173V173H172V171L170 172ZM179 173V172H178ZM181 173V172H180ZM179 173V174H180ZM183 173V172H182ZM181 173V174H182ZM198 173V172H197ZM204 173H207V172H204ZM223 174V176L221 175V174ZM242 173V174H243ZM252 173V174H251ZM260 173V172H259ZM12 174V175H11ZM82 174H83V176H82ZM88 174H90V175H88ZM115 174V175H114ZM128 174V173H127ZM133 174H135V172L133 173ZM133 174H129V177H130V175L132 176ZM140 174L142 175L143 173H142V171L140 172ZM139 173H138V176L140 177L141 175H140ZM155 174V175H154ZM166 174H168V173H166ZM177 174V173H176ZM175 174V175H176ZM181 174L180 175H176L177 177H179V176H181ZM199 174V173H198ZM4 175V176H3ZM15 175H16V177H15ZM88 175V176H87ZM122 174H120V176H121ZM125 175H126V172H125ZM159 175V176H158ZM172 175H171V177H172ZM174 175V176H175ZM202 175V174H201ZM201 175H198V177H196L197 179L199 178L200 179V181H201V179H202V181H203V179H204V182H203V184H202V181L200 182L201 183V186L204 188H202V190H205V186H207V185H209L207 182H208V179H209V183L211 182L210 181V176L208 175V173H207V175L208 176H206V175H204V176H206L205 178L203 177V178H201ZM221 175V176H220ZM240 175V174H239ZM254 175V176H253ZM260 176H264V174H259ZM6 176V177H5ZM14 176V177H13ZM59 177V178H57V177ZM82 176V177H81ZM84 176H87V179H88V185L89 186H91V191L89 190L90 188L88 187V189H87V195H86V197H84L85 196V194H84V191H83V193H82V191H80L81 190V188L83 187V186H81V188H80V184L82 185L83 183L85 184V181H84V179L86 178V177H84ZM108 176V177H109ZM116 177L117 179L120 177ZM138 176H136V177H138ZM174 176H173V178H174ZM197 176V175H196ZM231 176V175H230ZM258 176V175H257ZM3 177H5V178H3ZM12 177V178H11ZM46 177V178H45ZM53 177V178H52ZM54 177L55 178H57L58 179V182H57V179H54ZM60 177H62V178H60ZM88 177H90L91 179H89ZM125 177V176H124ZM135 177V176H134ZM135 177V178H136ZM138 177V178H139ZM171 177H170V181H169V185H171L170 183H172L171 182ZM207 177H209V178H207ZM221 177V178H220ZM249 177V178H248ZM259 177V176H258ZM3 178V179H2ZM50 178L52 179V180H50ZM84 178V179H83ZM104 178H105V181H104ZM122 178H123V176H122ZM134 178V179H135ZM157 178V179H158ZM172 178V179H173ZM196 178H192V179H196ZM223 178V179H222ZM231 178H233V176H231ZM253 178V179H254ZM8 179H9V181H8ZM43 179H44V181H43ZM61 179L63 180V181H61ZM87 179H86V182H87ZM121 179V178H120ZM126 179L129 181V178H128V175H127V177H125V178H123V180L124 181H126ZM155 179V178H154ZM154 179H153V182H154ZM159 179H158V181H159ZM175 179V178H174ZM174 179H173V181H174ZM181 179V178H180ZM263 179V178H262ZM37 181H39V182H37ZM45 181H47L46 182V184L44 185V183H45ZM67 182V183H65V182ZM84 181V182H83ZM97 181H98V179H97ZM123 181V182H124ZM133 181V178L131 177L130 178V182H132ZM158 181H156L158 184L160 183L161 184V181L160 182H158ZM162 181H163V179H162ZM248 181V182H247ZM255 181H256V178H255ZM257 181H258V178H257ZM256 181V183L257 184H255V182L253 183V184H255V186H257L258 185V182L260 183V181H258L257 182ZM37 182V183H36ZM41 182V183H40ZM43 182V183H42ZM62 182H64L63 184H62ZM117 182V181H116ZM122 182V181H121ZM130 182H128L129 183V185H132V183L130 184ZM136 182V181H135ZM174 182H176L177 183V181H174ZM172 183V184H174V186H176L175 185V183ZM178 182H179V179H178ZM180 182H182V180L180 181ZM243 182H245V183H243ZM261 182H264V179H263V181H261ZM51 185V186H48L49 184ZM57 183H60V184H57ZM107 184V186H106V184ZM120 183V181L118 182V184ZM127 183V184H128ZM134 183V182H133ZM157 183L155 184V187L157 186V188L158 189H160L159 187H158V185H157ZM167 183V182H166ZM207 183V185H205ZM224 183V184H223ZM228 184V185H226V184ZM247 183V184H246ZM36 184H38V185H36ZM48 184V185H47ZM54 184H57L58 186L59 185H62L61 187H58V189H62V191H63V188H65V187H67L68 185L69 186H71L70 188H69V190H71V193H70V191L68 192L67 190L68 189H66V191H65V193L63 194V195H65L67 192L70 194V196H67V195H69V194H67L66 196H62V198H63V200L66 198V200H64V203H63V200H61V197H60V200L58 199V194H59V196H60V194L62 193V191H60L61 193H59V191L57 192L58 194H56V190H57V188H55L54 189V187H57V185H54ZM66 184V186L65 187H63V185H65ZM102 184V185H101ZM114 186H113V185ZM163 184V183H162ZM178 184H182V183H178ZM252 184V183H251ZM252 184V185H253ZM47 185V186H46ZM54 185V187H52ZM76 185H78V187L76 186ZM87 185V183L85 184V188H86V186H88ZM109 185V186H108ZM199 185V184H198ZM211 185V184H210ZM210 185H209V189L211 188L210 187ZM243 186V187H245L246 185V187H245V189L244 188H242V187H240V186ZM252 185H250V189H248L249 190V192H248V194L247 195H249L248 196V198L246 199V200H248L249 199V197H250V193H252L253 191H255L254 189H252L253 191L252 192H250L251 191V186ZM30 186V187H29ZM116 186H118L117 184H116ZM123 186V189H125V192L127 191V188L128 187H130V186H128V187H126V184L124 185H122ZM125 186V187H124ZM160 186V185H159ZM162 186V185H161ZM166 186V185H165ZM173 186V185H172ZM165 187L166 189L167 188H174V187ZM238 186V188H236ZM254 186V185H253ZM254 186V187H255ZM259 186H260V184H259ZM258 186V187H259ZM263 186H264V184H263ZM262 186V183H261V188L263 187ZM12 187H13V190H12ZM20 187V188H19ZM32 187H34V188H32ZM36 187V188H35ZM37 187H39V188H41V190L39 191V190H36V189H38ZM46 187V188H45ZM50 187V188H49ZM76 187L79 189V191L77 192V193H81V195L79 194V195H77L76 194ZM93 187V188H92ZM194 187H195V185H194ZM192 188V190H196L197 188L195 187V188ZM197 187H199V186H197ZM17 188V189H16ZM24 188H26V190L24 189ZM68 188V187H67ZM74 188V189H73ZM140 188H142V189H144L145 187H140ZM234 188H236V191L237 190H239L240 191V189H241V191L242 192H239L240 193V195L241 196H239V193L238 192H235V193H231V192H234ZM260 188V189H261ZM18 189H20V190H22V189H24L25 190V192H23L24 190H22V192L21 193H18V195L20 194H24V195H21V196H18L17 197V194H16V199H20V200H22V201H18V202H21L20 204L18 203V205L21 207H23L24 209H23V212H25V215H24V218H25V220H26V216L28 217V216H31V215H29L30 214V212L32 211L31 209H33V211H35V212H37V211H39V213L37 212V216H40V218H38V221H41L42 222V224H43V227H40L39 225H41V224H36V225H34L35 224V222L36 221H34V220H37V218H35V212H31V214H32V216L31 217H33L34 215V217L33 218H31V223L30 224H32L33 222V225H34V228H33V226H31V227H27L29 224H27L28 223V220H26V221H24V220H21L20 219V217H18L20 214H19V212H20V209H18V208H20L19 206H17V200L15 199V197L13 196V191H15V190H18ZM37 191H35V190ZM48 189H49V191H48ZM142 189L140 190V191H142ZM171 189V190H172ZM178 188H176L175 187V192H177L178 190H177ZM209 189H206V191H209ZM214 189V188H213ZM213 189H211V190H213ZM214 189V190H215ZM12 191V196H13V202H11V200L9 199V201L8 202H11V203H8L7 202V198H6V196H8L7 194H9V192L8 191ZM33 190V191H32ZM55 190V191H54ZM82 190H85L84 188L82 189ZM114 190V191H113ZM148 189H146L145 188V190L143 191V193H142V195H144V193L147 191ZM170 190V189H169ZM174 190H172V191H170V195H171V192H173ZM191 190V191H192ZM194 190V191H195ZM232 190V191H231ZM261 190H264L263 188L261 189ZM28 191V192H27ZM40 193H39V192ZM41 191L43 192V193H41ZM55 192V194H54V192ZM73 191V192H72ZM74 191H75V193H74ZM168 191V190H167ZM194 191H192V193L189 195V194H187V193H185V195H186V197L188 198H191L190 200H193L192 199V194L194 193ZM198 191V190H197ZM222 191V190H221ZM227 191H231V192H227ZM257 191V190H256ZM255 191V192H256ZM259 191V190H258ZM8 192V193H7ZM16 192V191H15ZM17 192H20V191H17ZM35 192V193H34ZM86 192V191H85ZM175 192H173L172 194V196H174V195H177V193L179 192H177V193H175ZM262 192V191H261ZM37 193H39V194H37ZM47 193H52V194H47ZM197 193L198 192H196L195 191V196L197 197ZM203 193H205V191L203 192ZM209 193V192H208ZM230 193V194H229ZM257 193V192H256ZM256 193H255V195H256ZM11 194H10V196H11ZM31 194V195H30ZM83 194V195H82ZM146 194V193H145ZM162 194V193H161ZM163 194H165V193H163ZM202 194V193H201ZM253 194H254V192H253ZM261 194V193H260ZM260 194H257V197H262L263 195L262 194H264V193H262L261 195ZM51 195H57V198L56 199H58L60 202H61V206L59 207V206H57V207H59L58 209L55 207L56 206V204L58 203L59 204V202H57L56 204H53L54 202H53V200H55V196L53 197L54 199L52 200V199H50V197L49 196H51ZM62 195V194H61ZM74 195V196H73ZM90 195H93L92 197L90 196ZM132 195V194H131ZM167 195V194H166ZM168 195H169V193H168ZM170 195L168 196V197H170ZM194 195V194H193ZM198 195H200L199 193H198ZM214 195H219V197H217V199L218 198H220V199H222V200H220L219 199V205H218V203H216L215 204V202L214 203H212L211 205H213V206H210L209 208L210 209H212L213 210V208H214V210H213V213L212 212H208L209 214H214L215 213V210L217 211V210H219L218 212H219V216H217L216 218H215V216H214V218L211 216V215H209V214H207V215H209V216H211L213 219L211 220V217H209L210 218V220L211 221H209V223L210 224H208L207 225V227H208V229L206 228V226H205V224H206V222H205V224H204V226L203 227H205L204 229H203V232H202V234H204V236H203V238H202V236H198L199 238H196V240H198L199 242H198V244H196L195 246H197V248L199 249L200 247H202L201 248V250L199 251V252H197V254H199L198 256H197V254H196V256H197V258L199 257V258H201V261H203V262H201L200 264H243V263H246V258H251V257H249V256H251V252L253 251V246H256V248H258V249H256L257 251H255V248H254V253L255 252H260L261 251V249H262V251L261 252H264V243H263V240H264V225L263 226H261V228L263 227V229H261L260 228V225H262V224H264V214L262 215V212L261 211H263V213H264V208L263 207H261L262 208V210L260 209V208H258L257 210H261V211H259V214H257L258 213V211L256 210V208L255 207H253V209L252 210H256L257 212H255V216L254 217H256V219L258 220H256V219H252V218H254V217H252L253 216V213H254V211H253V213L251 212V210L249 211V209H251L252 208V206H256V202H254L253 201V199L251 200V202L253 201L254 202V204L255 205H253V202L251 203L252 204V206H251V208H249V206H248V204L250 205V202L249 201H247V205H246V200H243L244 199V197H242V200H243V202H244V205H246L247 206V208H249V209H247L246 210V213H244V209H245V207H244V209L243 210H241L240 211V207H236L237 205L239 206V204H237L235 207H233V208H237L236 209V213L234 212V210L232 209H229V210H231V211H233L235 214L234 215H232L233 214V212L230 214L229 212H227V210L228 209H226L227 208V206L225 207V205L223 206L222 204H226V202L228 201L227 200V198H225L226 197V195H225V197L224 198H222V196H220V192H218L217 194H214ZM229 195H233V196H229ZM244 195L246 196V194L244 193ZM259 195V196H258ZM88 196L90 197V198H92V200L91 199H89L88 198ZM163 196V195H162ZM172 196H171V198H172ZM179 196H181V195H179L178 194V196L176 197V196H174V197H176V199H178V197ZM194 196V197H195ZM216 196H214V197H216ZM251 196H253V195H251ZM29 197V198H28ZM130 197H134V195H132V196H130ZM159 197H161V195L159 196ZM165 197V196H164ZM163 197V199L164 200H166L165 198ZM182 197V196H181ZM247 197V196H246ZM253 197H255V196H253ZM260 197V198H261ZM264 197V196H263ZM0 198V199H1ZM4 198V199H3ZM23 198V199H22ZM127 198V200L129 201L130 199L134 202V199L133 198H129L128 196L126 197ZM162 198V197H161ZM167 198V197H166ZM171 198H167V199H169L168 200V203L169 204H171V205H168V203H166L165 204V202H167V201H164V202H162V203H160V204H158L157 203V206H156V208H155V210H165L168 206V208H167V210L168 209H170V208H172V203H171V201L172 200H170ZM180 198V197H179ZM230 198V199H231ZM250 198H252V197H250ZM26 199V200H25ZM173 199V198H172ZM197 199H198V197H197ZM197 199H196V201H194V203H196L197 202ZM215 199V201L217 202V199L216 198H214ZM258 199V198H257ZM262 199V198H261ZM264 199V198H263ZM16 200V201H15ZM48 200V201H47ZM111 202H110V201ZM131 200L129 201V202H127V203H130V204H127V205H129V206H127V207H129L128 209L130 210L131 208L133 209L134 208V206L133 205H135V203L134 204H132L133 202H131ZM181 200V199H180ZM180 200L178 199V201L177 200H175L176 202H177V206H178V204H179V202H180ZM225 200V201H224ZM250 200V199H249ZM259 200V199H258ZM49 201H50V203L52 204V205H50V208L49 207H47V206H49L48 204H50L49 203ZM52 201V202H51ZM66 201V202H65ZM94 201V202H93ZM95 201H97V203L95 202ZM221 201H223V202H225V203H223V202H221ZM260 201H263V200H260ZM258 202V203H261V202ZM15 202H16V204H15ZM27 202V203H26ZM93 202V203H92ZM109 202H110V204H111V206H110V204H109ZM176 202L174 203L173 202V204L174 205H176ZM241 203H243L242 201H240ZM239 202V203H240ZM7 203L8 204H10L11 206H13L12 204H14V208H16L17 207V209H15L16 211H12V208L10 209V207L11 206H9V205H7ZM40 203H41V205H40ZM45 203V204H44ZM46 203H47V205H46ZM64 204V206L62 207V205ZM100 203H102L103 205H104V203H107V204H105V205H107V206H105L104 207V214L102 215V217H104L103 219H101L99 216L100 215H96V214H98V213H96V214H93V212L92 211H94L96 208H94V206H92L93 208H91V205L93 204V205H97L98 206V204H100ZM42 204H43V206H46V208H48L49 210H46V209H44L45 207H43L42 206ZM57 204V205H58ZM132 204V205H131ZM1 205H3V206H1ZM15 205H16V207H15ZM28 205V206H27ZM55 205V206H54ZM95 205V206H96ZM108 205H109V207H108ZM161 205V206H160ZM165 205V206H164ZM258 205V204H257ZM4 206H6V207H4ZM9 206V208H7ZM35 206V207H34ZM40 206H41V209H40ZM131 206H133V207H131ZM177 206H174V207H177ZM215 206V207H214ZM241 206H242V204H241ZM260 206H264V205H260ZM3 207V208H2ZM21 207V208H22ZM28 207V208H27ZM39 207V208H38ZM108 207V208H107ZM111 207V208H110ZM160 207V208H159ZM224 207V208H223ZM5 208V209H4ZM25 208H27V209H30L29 210V213L27 214V210L26 211H24L25 210ZM51 208H56L57 209V211L60 209V211H58V213H60V216H59V214L58 213H55V212H57L56 210H54V211H51ZM106 208V209H105ZM110 208V209H109ZM208 208V209H209ZM216 208V209H215ZM218 208V209H217ZM222 208V209H221ZM240 208V209H239ZM255 208V209H254ZM10 209V210H9ZM37 211H36V210ZM44 209V210H43ZM136 209H138L137 207L135 208V210ZM179 209V208H178ZM185 209H187V211H188V208H185ZM223 209H224V211H223ZM6 210V211H5ZM183 208H181V210H179L178 212L179 213H177V214H183ZM237 210H238V212L240 211L241 212V214L240 213H238L237 212ZM12 211V212H11ZM22 211V210H21ZM41 211V212H40ZM42 211H43V213H42ZM45 211H49L48 213H46L45 214ZM91 211V212H90ZM107 211V212H106ZM114 211V210H113ZM112 211V212H113ZM131 211V210H130ZM139 211L141 212V210H140V208H139ZM209 211V210H208ZM211 211V210H210ZM18 212V213H17ZM23 212H20V213H22L23 214ZM52 212V213H51ZM77 212H79V213H77ZM132 212H134V211H132ZM135 212H138L137 210L135 211ZM139 212V213H140ZM180 212H182V213H180ZM224 212V213H223ZM227 212V213H226ZM242 212H243V214H242ZM250 213L249 215H247L248 213ZM260 212H261V215L263 216H261V217H259V219H258V215H260ZM34 213V214H33ZM41 213H42V215L43 216H45L46 215V220L47 221H49V217H50V219L52 220V219H55V218H53L54 217V215L55 216H57V218H56V221L57 222H53V221H55V220H52V224H53V227H54V225H55V228H53L52 227V224L50 223V221L49 222H46V220L43 218V221H42V215H41ZM85 213V214H84ZM106 213V214H105ZM108 213V214H107ZM223 213V214H222ZM2 214H4L3 216H2ZM21 214V215H22ZM58 214V215H57ZM216 214H218V213H216ZM230 214V215H229ZM236 214H238V215H236ZM252 214V215H251ZM20 215V216H21ZM48 215V216H47ZM52 215H53V217H52ZM104 215H106V217L104 216ZM114 215H115V212H114ZM222 215V216H221ZM225 215V216H224ZM251 215V216H250ZM15 216H16V218H15ZM36 216V217H37ZM101 219V220H98V217ZM111 216H113L112 215V213H111ZM163 216V215H162ZM5 217V216H4ZM14 217V218H13ZM22 218H23V216H21ZM62 217H65L64 219L62 218ZM189 217H191V216H189ZM197 216H193L192 218L193 219H195ZM205 217V216H204ZM203 217V218H204ZM230 217V218H229ZM232 217V218H231ZM233 217H235V218H233ZM251 219H250V218ZM35 218V219H34ZM164 218H166V217H164ZM192 218H189V220H191ZM198 218H200L201 219V217H198ZM208 217L206 216V219H207ZM229 218V219H228ZM11 219V220H10ZM28 219H30V218H28ZM34 219V220H33ZM197 219V218H196ZM228 219V220H227ZM235 219V220H234ZM248 219V220H247ZM6 220V221H5ZM15 220H17V221H15ZM45 220V221H44ZM61 220V221H62ZM67 220V219H66ZM204 220V219H203ZM249 220H250V222L251 223H249V224H251L252 226L253 225H256L255 224V222L257 221V222H259V226L257 225V232L255 231L256 230V228H255V232H256V234H255V232H253V234H251V233H249L250 231H246V230H248V226L246 227V225H247V223L249 222ZM261 220H262V222H261ZM10 221H13V224L14 225H10ZM25 222V225H24V222ZM105 221H107L106 222V224H105ZM173 221V220H172ZM205 221V220H204ZM203 221V222H204ZM252 221H255V222H252ZM4 222H2V224H5ZM10 222V223H9ZM14 222H16V223H14ZM23 222V223H22ZM43 222H45V223H47V224H44ZM174 222H175V220H174ZM179 222V221H178ZM178 222H176V226L178 225ZM193 222V221H192ZM192 222H189V224L190 223H192ZM197 222V221H196ZM200 222H202V221H200ZM200 222H199V224H200ZM203 222L201 223V225L203 224ZM1 223V222H0ZM18 223V224H17ZM40 223V222H39ZM180 223H182V221L180 222ZM195 223V222H194ZM193 223V224H194ZM208 223V222H207ZM216 223H218V224H216ZM219 223H221V224H219ZM254 223V224H253ZM262 223V224H261ZM12 224V223H11ZM184 224H187V222L185 223L184 222ZM183 223H182V225H179L180 227H177V228H175V225L174 224H170L169 223V226H171V225H173V226H171V227H173V230L175 229V231L177 232V233H179L178 232V230H180V228H181V230L183 229V231H184V228H185V226H183L184 225ZM19 226V227H17V226ZM22 225H24V226H26L25 228H28V233L26 234V230L23 232V229H24V227H22ZM49 225H51V227L49 226ZM166 225H167V223H166ZM188 225V224H187ZM209 225H211V226H209ZM3 226V227H2ZM11 226V227H10ZM15 228H14V227ZM20 226L22 227V229L20 228ZM40 227L39 229H37V228H35V227ZM45 226V227H44ZM93 227V231H92V227ZM168 226V227H169ZM184 227V228H182V227ZM190 226V225H189ZM222 226V227H221ZM252 226H250L249 227V229H251V227ZM2 227V228H1ZM17 227V228H16ZM170 227V228H171ZM13 228V229H12ZM88 228H90L89 230H88ZM212 229V230H210V229ZM6 229L8 230V232H9V230L11 229L12 230V232H11V230H10V234L6 231ZM20 229L22 230V233L20 232ZM31 229V230H30ZM53 229H56V230H53ZM106 229V230H105ZM132 229V228H131ZM189 229H190V227H189ZM225 229V230H224ZM253 229V228H252ZM259 229H261L262 230V232H261V230L259 231ZM15 230H16V232H15ZM33 230V231H32ZM36 230V231H35ZM53 230V231H52ZM108 230V231H107ZM116 230H118V232H119V229H116ZM123 230V229H122ZM121 229H120V231H122ZM180 230V231H181ZM207 230V232L206 233H208V234H206L205 233V231ZM209 230V231H208ZM17 231L19 232V233H17ZM29 231H31V232H29ZM56 231V232H55ZM91 231V232H90ZM105 231H106V234H105ZM113 231V230H112ZM124 231H125V229H124ZM130 231H134V230H130ZM174 231V232H175ZM190 231H192V230H190ZM225 231V232H224ZM6 234H5V233ZM33 232V233H32ZM54 232V233H53ZM107 232H109V233H107ZM116 233V235L117 234H121L122 232H120V233ZM126 232L128 233V231L126 230ZM124 233V234H127V233ZM189 232V231H188ZM218 232H220V234L218 233ZM224 232V233H223ZM252 232V231H251ZM7 233L9 234V235H7ZM35 233V234H34ZM192 233H194V229H193V231H192ZM216 233V234H215ZM245 233H246V235H245ZM19 236H18V235ZM21 234H23V235H21ZM25 234H26V236L28 237L27 239L25 238ZM123 233H122V235H123V237L125 236V238L128 236V235H124ZM180 234V233H179ZM189 234H190V232H189ZM207 236H206V235ZM243 235V237L242 238H244V239H242L241 238V235ZM251 234V235H250ZM6 235V236H5ZM13 235V236H12ZM56 235H54V236H56ZM78 235V236H77ZM87 235V236H88ZM193 235V234H192ZM192 235H191V237H192ZM250 235V237H247V236H249ZM260 235V236H259ZM17 236V237H16ZM22 236H24V238L25 239H22L23 237ZM30 236L31 237H33V238H30ZM110 236V235H109ZM120 236V235H119ZM251 236H252V239L250 240V238H251ZM255 236H256V238H255ZM263 236V237H262ZM9 237L10 239H12V240H10L9 238V240L7 239V238ZM35 237V238H34ZM121 237V236H120ZM247 237V238H246ZM39 238V239H38ZM47 238V239H46ZM119 238V237H118ZM122 238V237H121ZM120 238V239H121ZM128 238V237H127ZM193 238V237H192ZM202 238V239H201ZM204 238H206V239H204ZM238 238H240V240L238 239ZM246 238V239H245ZM262 240V242L260 243L259 241H261L260 239ZM6 239V240H5ZM15 239V240H14ZM38 240V241H36L35 243H34V241L33 240ZM41 239V240H40ZM115 240H116V238H114ZM114 239H113V242H115L114 241ZM194 239V238H193ZM201 239V240H200ZM242 239V240H241ZM255 239H256V241H255ZM28 240V241H27ZM118 240V239H117ZM122 240H125L124 238H122ZM244 240V241H243ZM259 240V241H258ZM11 241H14V242H11ZM29 241H30V243H29ZM42 241V242H41ZM102 241H104V240H102ZM112 241V240H111ZM120 241V243L122 242L121 240H119ZM119 241H118V244H119ZM125 241H127V240H125ZM124 241V242H125ZM129 241V240H128ZM127 241V242H128ZM171 241V242H170ZM197 242V241H195V240H192V242ZM201 241V242H200ZM202 241H203V243H202ZM3 242H4V244H6L5 246H4V244H3ZM6 242V243H5ZM8 242V243H7ZM27 242V243H26ZM37 242H39L38 244H37ZM137 242V241H136ZM148 243L150 242V245H152V246H154V245H171V246H166L167 248H169V250H170V252L172 253L173 252V254H176L177 253V255L176 256H178V254H180V256L179 257H183L184 258V256H186V255H188V256H186V257H188L189 258V254L192 252V251H189V252H187L188 250H186V249H188V247L190 246V247H192V244H190L191 243V241H190V245L187 247V243L189 242H186L185 243V241H180V243L179 242H177L178 243V246H177V244L175 243V241L174 242H172V240H169L168 239V237H167V239L165 238H162V239H160V238H157L156 236H154V238H153V236L150 238V239H148V241H147ZM157 244H156V243ZM158 242H160V243H158ZM9 243H11V244H9ZM123 243V242H122ZM130 243H132L131 241L129 242V244ZM133 243L135 244V242L133 241ZM133 243L131 244V245H133ZM154 243V244H153ZM172 243V244H171ZM174 243H175V245H174ZM200 243H202L203 244V246L200 244ZM260 243V244H259ZM11 245L12 247L10 248L12 251L10 252L7 248H9L8 246L9 245ZM38 246H36V245ZM114 245H115V243H113ZM127 244V243H126ZM142 244H144V243H142ZM142 244H139V245H141L142 246ZM184 244H186V246L184 247V246H182V245H184ZM263 246H262V245ZM8 245V246H7ZM29 245V246H30ZM116 245H117V242H116ZM124 245V244H123ZM174 245V246H173ZM201 245V246H200ZM260 245V247H258ZM20 246V247H21ZM34 246H36V247H34ZM134 246V248H135V246H138V244H136V245H133ZM133 246H132V248H133ZM118 247V246H117ZM121 247H122V245H121ZM177 247H179V248H177ZM203 247H204V249H203ZM36 248H37V250L38 251H36ZM130 249H132L131 248V246L129 247ZM134 248H133V250H131V251H140V249H138L139 248V246L138 247H136L138 250H134ZM141 248V247H140ZM183 248V249H182ZM185 248V249H184ZM194 249H192L193 251H195L196 252V250H195V247H193ZM4 249H6V251L4 252L3 250ZM33 249V250H32ZM35 249V250H34ZM112 249H115V247L114 248H112ZM130 249H129V251H130ZM252 249V251H250ZM69 250V249H68ZM67 250V251H68ZM181 250V251H180ZM184 250H186V251H184ZM190 250V249H189ZM30 251H32V253L30 252ZM95 251H97V250H94V252ZM130 251V252H131ZM180 251V252H179ZM2 252H4V253H2ZM10 252V253H9ZM30 252V253H29ZM40 252V253H39ZM106 252V251H105ZM104 252V250L103 249H99V253H100V255H102V256H104L106 253ZM179 252V253H178ZM183 252V253H182ZM250 252V253H249ZM6 253V254H5ZM36 253H37V255H36ZM39 253V254H38ZM104 253V254H103ZM137 253H139V252H137ZM186 255H185V254ZM193 253V252H192ZM3 254V255H2ZM49 255H51V256H53V254L52 253H48ZM167 254V253H166ZM170 254V253H169ZM169 254H167V256L169 255ZM194 254V253H193ZM264 254V253H263ZM10 255H12V253L10 254ZM27 255V256H26ZM171 255V254H170ZM184 255V256H183ZM9 256V255H8ZM45 256H47V255H45ZM166 256V255H165ZM173 257L172 258H174V255H172ZM194 256V255H193ZM25 258V260H24V258ZM28 257V258H27ZM49 257V256H48ZM263 258H264V255L262 256ZM36 258V259H35ZM40 258V260L38 261L37 259H39ZM116 258V259H115ZM115 258H114V263H117V264H123V263H125L126 261L123 259V258H125V257H116L115 256ZM192 258V257H191ZM27 259V260H26ZM45 259V260H44ZM51 259H53V258H50L49 257V259L48 260H51ZM126 259V258H125ZM29 260V261H28ZM47 260V258H44V256H43V260H41L43 263H44V261H46ZM123 260H124V262H123ZM225 262H224V261ZM123 263H122V262ZM243 261H245V262H243ZM224 262V263H223Z\"/></svg>","mask_w":264,"mask_h":264},{"label":"bare ground","instance_id":"bare-ground-1","mask_svg":"<svg viewBox=\"0 0 264 264\" xmlns=\"http://www.w3.org/2000/svg\"><path fill=\"white\" fill-rule=\"evenodd\" d=\"M110 1V0H109ZM113 0H111V2H112ZM144 1H146V0H140V1H136V2H134L135 4H133V5H135V7H136V9L139 11V12H142L143 10H144V7H146V6H144V4L146 3V2H148V1H146L144 4L142 3V2H144ZM155 0H153V2H154ZM160 1V0H159ZM164 1H166V3H168L167 1L168 0H164ZM79 3H80V1H78ZM78 2L76 3V5H75V7H76V11H75V9H73L74 11H75V14L77 15V14H79V15H81V16H83V15H89L90 16V18L89 19H87V20H89L88 22H86V24L87 23H93V25H95L94 24V19L96 20V18L98 17V18H100L101 17V15H102V13H101V7L100 6H98V3H100V2H98V1H95L94 0V2H95V5L94 6H91L90 4H80V5H78ZM130 2H131V0H130ZM158 2V1H157ZM169 2H170V4L172 5V7H174V9H173V11L172 12H174V13H176L177 12V14H178V16H179V14H180V17L184 20L185 19V21H187V23L185 22V23H183L184 25H185V27L188 25V27H189V29H191L192 31H193V33L195 32L196 33V31H197V28H196V30L194 31V28H193V25L195 26H198L199 27V29H198V31H197V34H198V37H199V39L201 40L202 39V41L203 42H206V44H217V42L219 41L218 39V41H215V38L217 37V35L218 36H220L221 35V33L222 34H224V32H221V29H220V26L223 24V25H227V23H217V21H220V20H222V18L220 19V18H218V16H220V17H222L223 15H225V14H227V13H230L231 15H232V17H234V21H233V25H234V30H233V32H234V35H235V40L232 42V43H234L233 44V47L230 49L231 51H233V53H234V57H233V60H234V58H235V60L234 61H236L235 63H234V65L232 66V67H234L233 69H232V71L234 70V72H232V75H234V77L232 78V79H234L233 80V82H234V84H236L235 86H239V88H235L234 89V91L237 89V92H238V94L239 93H241V94H239L238 96H235V95H233V96H235V98H234V101L232 102V97L230 98V100L229 99H227V102L228 101H231L232 102V104H230V105H225V106H223V103H222V101H223V99L225 100L226 98H222L221 99V97H222V94H221V92H219V91H215L219 86L217 85H214V87H215V90L214 89H210V88H208V95H206V96H204L205 94H206V92H207V88H206V91L204 90V89H202V87H201V89H202V91L199 89V88H197V90H196V95L197 94H199L198 93V91L199 92H202L203 94H199V96L201 97L202 96V98H203V100L205 99V97H210V99H209V97L207 98V99H205L204 101H205V103H206V100H207V103L205 104L204 103V101H202V99H199L200 97L198 96H188L189 98H186L185 97V99L183 98L182 99V97H181V102H182V104L183 103H185L186 102V104H187V101H190V103L197 97V99H199L198 101H200V107L199 108H201V106L202 107H206V109L208 110V109H210L211 110V108H210V106H212V107H214V108H216V106L215 105H217V107L218 108H216L215 110H213V112H209V110H208V112H209V114H207L206 116H205V118L203 119L202 117H204V115H203V113L201 112V110L203 111V112H205L204 111V108H201L200 109V111H199V109H197V111H195L194 112V110H195V108L197 107V105H195V107H194V105H193V107H191V110L193 111L192 113H194V114H196V116H195V119H198V118H200L199 116L202 114V116H201V119H203L204 120V123H202L203 122V120H198V121H200L199 122V125H201V123H202V125L203 124H205V123H207L209 120H211V121H209L208 122V124L209 123H213V126H214V123L216 122L217 123V121H218V123L220 124V122H222V124L224 123L223 121L226 119V122H225V125H222V124H220L221 126L220 127H222V126H226V124H231L229 121H231L232 120V124H234L233 126H235V127H233L232 125H227V126H232L234 129L235 128H238V129H235V132H236V130H238V132L240 131V132H243L244 131V129H249V128H255V127H259L260 129H259V131H260V133L261 134H263L264 133V0H169ZM88 3V2H87ZM114 4H115V9L113 8V10L115 11V12H119L118 14H121V10H123L122 8H124V7H126V3H128V5L127 6H129V2H128V0H114V2H113ZM113 3L111 4V5H113ZM159 3H161L162 4V2L160 1ZM157 4V3H156ZM155 4V5H156ZM74 5V4H73ZM102 5V4H101ZM132 4L130 5V6H133ZM146 5V4H145ZM154 5V6H155ZM123 6V7H122ZM144 6V7H143ZM152 6H153V3H152ZM168 7H169V5H167ZM215 6H218L219 8H221V11L223 10V11H227L225 14L224 13H222L220 10H219V8L218 7H216V8H218V9H216L217 11H219V12H221L220 14H222V16L221 15H218L217 16V14H214L215 13ZM161 7V6H160ZM159 7V8H160ZM166 8V7H165ZM72 9V8H71ZM119 9H121V10H119ZM131 9V8H130ZM157 9V8H156ZM69 10H70V8H69ZM127 10V9H126ZM132 11L134 10V8L133 9H131ZM130 10V11H131ZM137 10H135V12H137ZM160 10V9H159ZM165 9L163 8V11H164ZM167 10H169V9H167L166 8V10H165V12H167ZM172 10V9H171ZM170 10V11H171ZM232 11V12H229V11ZM49 11V10H48ZM129 11V10H128ZM128 11H127V13H128ZM129 11V12H130ZM145 11V10H144ZM162 11V12H163ZM52 12V11H51ZM62 12H63V10H62ZM73 12V11H72ZM122 12H124V11H122ZM126 12V11H125ZM139 12H137V14L139 13ZM156 12V11H155ZM158 12V11H157ZM163 13V14H165V16L166 15H169V14H166V13ZM185 12V13H184ZM56 13V12H55ZM127 13H122V14H124V15H126ZM160 13V12H159ZM168 13V12H167ZM170 13V12H169ZM181 13H182V15H181ZM216 13H218V12H216ZM233 13V14H232ZM112 14H113V11H112ZM131 14V13H130ZM141 14V13H140ZM157 14V13H156ZM230 14H229V16H230ZM56 15V14H55ZM69 15V14H68ZM115 15V14H114ZM124 15H122V17L124 18L125 16ZM132 15V14H131ZM214 15H216L217 16V19H216V17L214 16ZM70 16V15H69ZM115 16H117V15H115ZM133 16V15H132ZM142 16H144L143 14H142ZM164 16V15H163ZM164 16V17H165ZM226 16V15H225ZM225 16H223V18H224V20L226 21L227 20V22H228V18L226 17L225 18ZM228 16V15H227ZM48 17V16H47ZM114 18V19H117L118 17H114L113 15L111 16V18ZM136 17V16H135ZM167 17V16H166ZM172 17V16H171ZM177 17V16H176ZM211 17H213L215 20H217V21H215L216 23H217V27L219 26V28H217V29H215L216 30V33H215V30H213V24H209V23H212L211 21H209V19L208 18H210V20L212 19ZM51 18V17H50ZM65 18H67V14H65V12L63 13V15H61V16H56V17H54L53 19H50L49 20V22H48V25L46 26V28H42L44 31H46V32H49V34H50V32H51V30H53V28L55 27V26H57V27H60V26H63L62 24H64V21H66L65 20ZM82 18V17H81ZM110 18V19H111ZM112 18V19H113ZM127 18H128V16H127ZM127 18L125 17V19L127 20ZM130 18V17H129ZM148 18V17H147ZM179 18V17H178ZM49 19V18H48ZM166 19V18H165ZM219 19V20H218ZM101 20V19H100ZM131 20V19H130ZM160 20H162V19H159V21ZM169 20V19H168ZM223 20V21H224ZM230 20V19H229ZM81 21V20H80ZM129 21V20H128ZM179 21H181V20H179ZM206 21H208V22H206ZM68 22V21H67ZM96 22V21H95ZM162 22V21H161ZM174 22V21H173ZM182 22V21H181ZM82 22H79V24H81ZM232 23V22H231ZM47 24V23H46ZM66 24V23H65ZM83 24V23H82ZM159 24V23H158ZM229 24V23H228ZM68 25V24H67ZM66 25V26H67ZM90 24H88V26H89ZM65 26V25H64ZM65 26V27H66ZM77 26V25H76ZM81 27H83V29H81L82 31L81 32H83V30L85 29V24L84 25H80ZM80 26H77V29L76 30H78L79 28L78 27H80ZM92 27V26H91ZM233 27V26H232ZM93 28V27H92ZM151 28V27H150ZM159 28V27H158ZM164 28H166V27H163V29ZM215 28V27H214ZM221 28H222V26H221ZM69 29V28H68ZM162 29V30H163ZM86 31H84V36H86V37H88L87 35L88 34H90V32L87 30V28L85 29ZM149 30V29H148ZM161 30V29H160ZM159 30V31H160ZM161 30V33L162 32H165L166 31V29H165V31H162ZM217 30H218V32H219V34L217 33ZM220 30V31H219ZM226 30H228L229 32H231L230 31V28L229 29H226ZM69 31H71V30H69ZM151 31V30H150ZM182 31V30H181ZM185 31H187L186 29H185ZM223 31H225L224 29H223ZM228 31H225V32H228ZM79 32H80V30H79ZM78 32V33H79ZM221 32V33H220ZM72 33V32H71ZM142 33V32H141ZM150 33V32H149ZM194 33V34H195ZM7 34V33H6ZM5 34V35H6ZM144 34V33H143ZM160 34V33H159ZM189 34V33H188ZM225 34H227V33H225ZM230 34H232V33H229V35ZM9 35V34H8ZM72 35V34H71ZM177 35H179V33L177 34ZM181 35V34H180ZM196 35V34H195ZM229 35L227 36V38L229 37ZM161 36V35H160ZM162 36H165V35H162ZM197 36V35H196ZM216 36V37H215ZM222 36V35H221ZM220 36V37H221ZM225 36V35H224ZM223 36V38H225ZM233 35H231L230 37H232ZM74 37V36H73ZM90 37V36H89ZM140 37H141V35H140ZM71 38V37H70ZM139 38V37H138ZM177 38H178V36H177ZM219 38V37H218ZM234 38V37H233ZM232 38V39H233ZM76 39V38H75ZM74 39V40H75ZM87 39V38H86ZM86 39H84V40H86ZM136 39V38H135ZM180 39H182V38H180ZM197 39V38H196ZM68 40V42H67V44L69 43V40L70 39H67ZM166 41H167V39H165ZM220 40H225V39H220ZM136 41V40H135ZM166 41H164V42H166ZM221 41V43L220 42H218V44L220 43V45L222 46V47H219V48H223V51H225V52H228V54L230 53L231 55H232V52H230V50H228L227 48H226V46H225V44H224V42H222ZM229 41H230V39H229ZM228 41V42H229ZM71 42V41H70ZM160 42V41H159ZM202 42V43H203ZM74 43H75V41H74ZM162 43V42H161ZM183 43V42H182ZM202 43H201V45H202ZM64 44H66V43H62V44H60V45H58L57 46V50H59V54L61 55L62 54V50H64L65 48L67 49L68 47L66 46V45H64ZM77 44V43H76ZM132 44V43H131ZM133 44H136V43H133ZM172 44H173V42H172ZM172 44H170V46H169V44H167V42H166V45H164L163 46V44H162V47L164 48L163 50L164 51H162V52H165V53H167V52H169V53H167L166 54V56H169L170 55V52H173V53H175L176 51V49L174 48V46H172ZM217 44V45H218ZM230 44V43H229ZM228 44V45H229ZM68 45H70V43L68 44ZM71 45H72V43H71ZM74 45V44H73ZM119 45V44H118ZM130 45V44H129ZM200 45V44H199ZM219 45V46H220ZM227 45V44H226ZM227 45V46H228ZM167 46V47H166ZM213 46V45H212ZM211 46V47H212ZM230 46H231V44H230ZM118 46H116V48H117ZM136 47V46H135ZM162 47H161V49H162ZM175 47H177V46H175ZM189 47V46H188ZM204 47V46H203ZM75 48V47H74ZM91 48V47H90ZM119 48H120V46H119ZM178 48H179V46H178ZM200 48H202L201 46H200ZM46 49H49V48H46ZM121 49V48H120ZM184 47H183V51H184ZM207 49V48H206ZM205 49V50H206ZM210 49V48H209ZM208 49V50H209ZM220 49V50H221ZM233 49V50H232ZM57 50H54V51H56L55 53H58V51ZM61 50V51H60ZM116 50V49H115ZM119 50V49H118ZM123 50V49H122ZM136 50V49H135ZM204 50V49H203ZM215 50V49H214ZM66 51V50H65ZM127 51V50H126ZM196 51V50H195ZM201 51V50H200ZM210 52H211V50H209ZM209 51H208V53H209ZM218 52H219V49L217 50ZM217 51H216V53H217ZM160 52V51H159ZM204 52V51H203ZM202 52V53H203ZM225 52H223V53H225ZM164 53V54H165ZM205 53H207L206 51H205ZM221 54H222V51L220 52ZM75 54V53H74ZM117 54V53H116ZM119 54H120V52H119ZM218 54V53H217ZM229 54V55H230ZM46 55H47V52H46ZM50 55V54H49ZM143 55V54H142ZM190 55V54H189ZM225 55V54H224ZM224 55H223V57H224ZM56 56V55H55ZM120 56V55H119ZM171 56V55H170ZM191 56V55H190ZM209 56H210V54H209ZM215 56V55H214ZM220 55L218 54V57H219ZM233 56V55H232ZM49 56H47V58H48ZM57 57H59V55L57 56ZM61 57H62V55H61ZM64 57V56H63ZM72 57H76V54H75V56H72ZM164 57V56H163ZM222 57V58H223ZM60 58V57H59ZM77 58V57H76ZM149 58H152V57H150L149 56ZM159 58H162L161 56L159 57ZM167 58V57H166ZM180 58V57H179ZM208 58V57H207ZM228 58V57H227ZM57 59V58H56ZM63 59V58H62ZM62 59L60 58L59 59V61H58V59L56 60L57 62H60V60L62 61ZM210 59V58H209ZM224 59V58H223ZM71 60V59H70ZM162 60H164V59H162ZM168 60H169V58H168ZM217 60H220L219 58L217 59ZM229 59H227V61H228ZM63 61H65L64 59H63ZM63 61H62V64H63ZM76 61V60H75ZM155 61H157V59L155 60ZM170 61V60H169ZM175 61V60H174ZM211 61H213V60H211ZM225 62H223V63H226V60H224ZM56 62V63H57ZM68 62V61H67ZM66 62V63H67ZM158 62H159V60H158ZM160 62H161V60H160ZM159 62V63H160ZM219 62V61H218ZM221 62V61H220ZM229 62H231V61H229ZM70 63V62H69ZM217 63V62H216ZM55 64V63H54ZM61 64V63H60ZM68 64V63H67ZM157 64V63H156ZM161 64H164V63H162L161 62ZM218 65H219V63H217ZM216 64V65H217ZM229 64V63H228ZM228 64L226 63V65L228 66ZM72 65V64H71ZM165 65H167V64H165ZM217 65V66H218ZM230 65V64H229ZM57 66H59V65H57ZM213 66V65H212ZM220 66V65H219ZM218 66V67H219ZM53 67H56V66H53ZM73 67H75V66H73ZM73 67H72V69H73ZM217 67V68H218ZM222 67V66H221ZM231 67V66H230ZM231 67V68H232ZM14 68V67H13ZM18 68H20V67H18ZM57 68V67H56ZM67 70L69 71L70 70V68L68 67V65H67ZM214 68V67H213ZM74 69H76V68H74ZM14 70H16V69H14ZM50 70H53V69H50ZM57 70H58V68H57ZM229 70V69H228ZM231 70V69H230ZM229 70V71H230ZM71 71V70H70ZM225 72H226V74H228L227 73V70H224ZM52 72V71H51ZM195 72V71H194ZM197 72V71H196ZM219 72V71H218ZM221 72V71H220ZM225 72H222L223 74H225ZM70 73V72H69ZM68 73V74H69ZM198 73V72H197ZM221 73V74H222ZM194 74H196V73H194ZM203 74V73H202ZM144 75V74H143ZM192 75H193V72H192ZM198 75V74H197ZM197 75H194V79L196 78L195 76H197ZM204 75H205V73H204ZM203 75V76H204ZM229 75H230V77L232 76L231 75V73H229ZM202 76V77H203ZM206 76V75H205ZM222 76V75H221ZM226 76V75H225ZM228 76V75H227ZM58 77H60V76H58ZM138 77V76H137ZM200 76H198V78H199ZM219 77V76H218ZM223 77V76H222ZM229 77V78H230ZM63 78V77H62ZM192 78V77H191ZM227 78V77H226ZM64 79V78H63ZM63 79H57V82L59 81V80H63ZM193 79V78H192ZM193 79V80H194ZM205 79H206V77H205ZM209 79V78H208ZM219 80L221 79L220 77L218 78ZM197 80H199V79H197ZM197 80H195V81H197ZM218 80V81H219ZM61 81H59V82H61ZM195 81H193V82H195ZM58 82V83H59ZM192 82V83H193ZM198 82V81H197ZM222 82H224L223 80H222ZM56 83V82H55ZM61 83H63V82H61ZM60 83V84H61ZM203 83V82H202ZM221 83V81L219 82V84ZM226 82H224V83H221V84H225ZM195 85H197V86H195V87H198V84L195 82L194 83ZM232 84V83H231ZM6 85V84H5ZM200 85H202V84H200L199 83V86ZM203 85H205V84H203ZM202 85V86H203ZM58 86H62V85H58ZM58 86H57V88H58ZM64 86V85H63ZM160 86V85H159ZM220 86H222V85H220ZM225 86V85H224ZM232 86V85H231ZM234 86V87H235ZM152 88V87H151ZM61 89V88H60ZM161 89V88H160ZM223 89H225V87H223ZM62 90H64V88L62 89ZM152 90V89H151ZM203 90H204V92H203ZM226 90V89H225ZM224 90V91H225ZM228 90V89H227ZM226 90V91H227ZM238 90H240V91H238ZM46 91H47V89H46ZM147 91V90H146ZM155 91V90H154ZM161 91H163V90H161ZM223 91V92H224ZM242 91V92H241ZM42 92V91H41ZM166 92V91H165ZM169 92V91H168ZM189 92H191V91H189ZM195 92V91H194ZM210 92V93H209ZM216 92H217V94H218V97H219V95H220V99L222 100V101H219L220 99H218V97H215L216 96ZM219 92V93H218ZM160 93V92H159ZM193 93V92H192ZM192 93L190 94V95H192ZM214 93H215V95H214ZM228 93V92H227ZM227 93H225L226 95H228ZM230 93H231V91H230ZM235 93V92H234ZM42 94V93H41ZM48 94V93H47ZM47 94H46V99L48 98L47 97ZM50 94V93H49ZM149 94H150V92H149ZM156 94V93H155ZM163 94H164V92H163ZM163 94H160L163 98H164V96H163ZM169 94V93H168ZM179 94V93H178ZM188 94V93H187ZM213 94V95H212ZM42 95H44V94H42ZM41 95V96H42ZM60 95V94H59ZM64 95V94H63ZM157 95V94H156ZM167 95V94H166ZM180 95V94H179ZM237 95V94H236ZM45 96V95H44ZM57 96H58V94H57ZM154 96V95H153ZM160 96V97H161ZM174 96V95H173ZM183 96V95H182ZM185 96V95H184ZM187 96V95H186ZM229 96V95H228ZM232 96V95H231ZM43 97V96H42ZM66 97V92H65V96H64V98ZM146 97H148V96H146ZM155 97V96H154ZM159 97V96H158ZM158 97H157V99H158ZM171 97V96H170ZM175 97V96H174ZM173 97V98H174ZM223 97H225L224 96V94H223ZM58 98V97H57ZM62 98V97H61ZM67 98V97H66ZM65 98V99H66ZM149 98V97H148ZM156 98V97H155ZM176 98V97H175ZM44 99L45 98H43V101H44ZM55 99V98H54ZM65 99H63V101L65 100ZM139 99V98H138ZM159 99H161V98H159ZM170 99V98H169ZM193 99V100H192ZM210 101H209V100ZM212 99H215V100H217L218 102H219V105H221V103H222V105L221 106H218V104L216 103V102H212V103H214V104H211V105H209L210 104V102H211V100ZM52 100V99H51ZM60 100H62V99H60L59 98V101ZM184 100V101H183ZM186 100V101H185ZM192 100V101H191ZM46 101V100H45ZM68 101V100H67ZM144 101V100H143ZM150 101V100H149ZM155 101H157V100H155ZM168 101V100H167ZM197 101V102H198ZM226 101V100H225ZM65 102V101H64ZM151 102H153V101H151ZM166 102V101H165ZM177 102V101H176ZM195 103H196V101H194ZM231 102H228V103H231ZM46 103V102H45ZM62 103V102H61ZM68 103V102H67ZM143 103V102H142ZM149 104H150V102H148ZM156 103V102H155ZM157 103H159V102H157ZM160 103H162V102H160ZM173 103V102H172ZM180 103V102H179ZM189 103V102H188ZM199 103V102H198ZM202 103H204L205 104V106H204V104L202 105ZM226 103V102H225ZM224 103V104H225ZM42 104V103H41ZM63 104V103H62ZM174 104V103H173ZM45 105V104H44ZM58 105H60V104H58ZM65 105V104H64ZM63 105V106H64ZM68 105V104H67ZM66 105V106H67ZM151 105H152V103H151ZM181 105V104H180ZM190 105H192V104H190ZM189 105V106H190ZM208 105H209V107H208ZM232 105L234 106L233 108H232ZM62 106V107H63ZM164 106V105H163ZM188 106V104L187 105H182V107H180V108H183V110L181 111H179L180 112V116H182L181 118H183V117H185V116H183V115H185L184 114V112H187V115L188 114H190V115H192L190 112L191 111H189V109L190 108H184V107H187ZM71 107V106H70ZM146 107V106H145ZM150 108H153V107H155V105L152 107V106H149ZM159 107V106H158ZM166 107V106H165ZM177 107V106H176ZM220 107V108H219ZM232 108V110H230L229 111V109H231ZM161 108V107H160ZM170 108V107H169ZM173 108V107H172ZM179 108V107H178ZM177 108V109H178ZM198 108V107H197ZM35 109V108H34ZM111 109V108H110ZM135 109V108H134ZM176 109V108H175ZM174 108H173V110H175ZM213 109V108H212ZM179 110V109H178ZM187 110V111H186ZM136 111V110H135ZM140 111H142V110H140ZM140 111H139V113H140ZM150 111V110H149ZM148 111V112H149ZM152 111L153 110H151V113H152ZM155 111L157 112V108L155 109ZM163 111V110H162ZM161 111V112H162ZM132 112V111H131ZM154 112V111H153ZM155 112V113H156ZM199 112H201V113H199ZM113 113H114V115L116 116H121L118 112V114H115V111H113ZM121 113V112H120ZM129 113V112H128ZM133 113V112H132ZM173 113V112H172ZM198 114V115H197ZM38 115V114H37ZM36 115V116H37ZM126 115V114H125ZM130 115V114H129ZM134 116L136 115V114H133ZM155 114H153L151 117H155L154 116ZM35 116V115H34ZM128 116V115H127ZM169 116H171V115H169ZM168 116V117H169ZM176 116V115H175ZM177 116H179V115H177ZM30 117V116H29ZM33 117V116H32ZM50 117H51V115H50ZM55 117V116H54ZM58 117V116H57ZM132 117V116H131ZM148 117H150V116H148ZM150 117V118H151ZM165 117V116H164ZM191 117V116H190ZM192 117H194V116H192ZM191 117V118H192ZM207 117V118H206ZM36 119H37V117H35ZM43 118V117H42ZM41 118V119H42ZM56 118V117H55ZM123 118V117H122ZM133 118V117H132ZM136 118V117H135ZM152 118V120H156L157 119V115H156V119H153ZM171 118V117H170ZM169 118V119H170ZM173 118H175L174 117V115H173ZM172 118V119H173ZM189 118V117H188ZM188 118H186V119H188ZM23 119V118H22ZM28 119H32L33 120V118H28ZM54 119V118H53ZM52 118H51V120H53ZM184 119V118H183ZM182 119V121L184 122H186V120L184 119L183 120ZM32 120H28V121H32ZM38 120V119H37ZM46 120V119H45ZM48 120V119H47ZM46 120V121H47ZM50 120V119H49ZM48 120V121H49ZM50 120V121H51ZM148 120H149V118H148ZM152 120H151V122H152ZM158 120H160V119H158ZM162 120H164V119H162ZM175 121L177 120L178 121V117L176 118V119H174ZM173 120V121H174ZM189 120V119H188ZM190 120H192V119H190ZM18 121V120H17ZM28 121H26L27 123H29ZM36 120H34L33 122H35ZM74 121H76V120H74ZM73 121V122H74ZM193 122H196V121H194V118H193V120H192ZM14 122H15V120H14ZM19 122H20V120H19ZM22 122V121H21ZM25 122V123H26ZM41 122V121H40ZM158 122V121H157ZM167 122V121H166ZM182 122V123H183ZM189 121H187L186 123H188ZM229 122V123H228ZM16 123H18V122H16ZM15 123V124H16ZM25 123H23V124H25ZM72 123V122H71ZM116 123V122H115ZM119 123V122H118ZM174 123V122H173ZM185 123V124H186ZM18 124H20V123H18ZM37 124V123H36ZM36 124H33V127H34V125H36ZM75 124V123H74ZM77 124V123H76ZM176 124V123H175ZM191 124H194V123H191ZM28 125V124H27ZM43 125V124H42ZM41 125V126H42ZM50 125V124H49ZM189 125H190V123H189ZM207 124H205L204 126H206ZM19 127H21L20 125H18ZM66 127H70L71 128V126H67V125H65ZM64 126V128H66ZM124 126V125H123ZM187 126V125H186ZM202 127V128H205V127ZM210 126H212V124H210ZM210 126L209 125H207L206 127H208V128H210ZM25 127V126H24ZM29 127V126H28ZM32 127V124H31V128H33ZM43 127V126H42ZM45 127H46V125H45ZM54 127V126H53ZM73 127H75V125L73 126ZM82 127V126H81ZM127 127V126H126ZM130 127V126H129ZM148 127H149V125H148ZM151 127V126H150ZM14 128H16V126L14 127ZM30 128V127H29ZM213 128V127H212ZM216 128V127H215ZM18 129V128H17ZM21 129V128H20ZM23 129H25V128H23ZM34 129V128H33ZM45 129V128H44ZM72 129V128H71ZM75 128H73V130H74ZM165 129V128H164ZM168 129V128H167ZM167 129H166V131H167ZM170 129V128H169ZM206 129V128H205ZM224 129V128H223ZM230 129H232L231 127H230ZM233 129V130H234ZM242 129H243V131H242ZM48 130V129H47ZM140 130V129H139ZM163 130V129H162ZM250 130V129H249ZM18 131V130H17ZM20 131V130H19ZM16 132V133H20V132ZM26 131V130H25ZM29 131V130H28ZM32 131V130H31ZM72 131V130H71ZM128 132H129V135L130 136H132V134H134L135 135V133L136 132H138L137 131V128H136V130L135 129H131L130 130V128H129V130H127ZM141 131H142V129H141ZM163 132V133H161L160 135L159 134H156V136L153 138V137H151V136H149L152 140H153V142H150L151 144H149L150 146H148V147H151L152 148V150H153V147H154V149L155 148H158V145H160L161 144V146H162V148L164 149V148H166L167 147V152H165L164 150H163V152H165L164 153V156H165V154H168L169 155V159H170V156H172L171 158H172V161L174 160L173 158H174V156H176V158L177 157H179V155L180 156H182L183 154V152L187 149V150H189L190 151V149H188V148H184V146L185 145H188L189 143H190V145L192 146H190L191 147V150L194 148H196L195 150L193 149L192 151H194V153L192 152V155H195V161L194 162H197L196 164L198 165H196V164H194V166L196 165V167H198L199 168V171L198 170H196V169H198V168H194L193 166H192V161H191V165H185V163H188V162H185V161H182V160H179L178 162L177 161H175V163H174V165H172L171 164V159H170V162H169V159H168V156H167V158H166V156H165V158H166V163L167 162H169L168 164H166L165 162L163 163V165H161L162 164V162H163V160H165V158H163V160H161L162 158L160 157V159H158L159 157L158 156H156V158H157V160L156 161H154V162H156V164H158L157 166H155L156 164H152L153 163V160H155V157H153V158H146V154H148L147 152H149V151H146L144 154L146 155H144V154H142V156H140V154H141V151H140V153H139V150L141 149V150H151L150 148H144V146L146 147V145H145V143L147 142H143L142 143V141H140L139 139H137L138 141H140V143L139 142H137L136 140H134L135 141V143L137 142V144H141L139 147H141L140 149H138L135 145V147L137 148V153H136V155H133L134 154V152L132 153V156H135L134 158H132V156L131 157H129V158H126V159H128L127 161H126V163L128 162V165L127 164H125V165H127L126 167H125V169L127 168V170H123V164H122V162L124 161V160H122V158L121 157H119V158H121V160H122V162H121V160L119 161V158H118V161L121 163L120 164V166H121V168L122 169H120V166L119 165H117L119 162L118 161H116V162H118L116 165L115 164H113V163H115V161L112 163L113 165H115L116 166V168L119 166V170H120V172L121 171H123V172H121V173H119V176H120V174H122L120 177L117 175V173H116V175L114 176L115 177V187H117L116 189H115V191H114V195H112L111 194V197H113L114 199H113V201H112V203H113V206H111V204H110V202H109V204H110V206L113 208V212L111 211V213H112V215L113 216H111V213L109 214V215H107V217H106V215H104L106 218V220L108 219L109 221H108V224H109V227H106V228H110L109 230V232H111L112 234H108V235H105L106 237L108 236V237H112L111 239H106L105 240V238H103V239H100V235L98 236V238L96 239L94 236H93V234L91 233V234H87V235H85V234H82V235H80L79 236V238H80V240L79 241H77V237H76V232H77V230L81 227V225L83 226V225H85V224H88V226H90L89 224H91L93 227H94V225L96 224V223H90V219L92 218V217H90V216H84L83 214H76L77 216H75V214L73 215V217L71 216V218L72 219H69L67 216H66V218L65 217H62L63 219L65 218V220L63 221L62 219V221L61 220H58V223H56L55 225H56V228H57V235H56V233L55 234H53V237L51 236V238L50 239H47L44 243L42 242V244H40L39 242H37V244L39 243V245H40V247L38 248V250L40 251V252H43V253H45V254H43V256H44V258H47V260L46 261H44V263L41 261V260H43V256H41L40 258H42L41 260H40V258L39 259H37L39 262L38 263H41V264H117V263H114V258H115V256L118 258V257H125V258H123L126 262L125 263H123L124 262V260H123V264H200L201 262H203V261H201V258H197V256L199 255V254H197V252H199L200 250H201V248L202 247H200L199 249L197 248V246H195L196 244H198V240H196V238H199L198 236L200 235V236H202V238H203V236H204V234H202V232H203V229L205 228V227H203L204 226V224H205V222H206V224H205V226H206V228L208 229V227H207V225L208 224H210L209 223V221H211L213 218H214V216H215V218L217 217V216H219V210H215V213L214 214H209L208 212H212L213 213V210H214V208H213V210L212 209H210L211 207L210 206H213V205H211L212 203H214L215 202V204L216 203H218V205H219V199L220 198H218L217 199V197H219V195H214V194H217L218 192H220V196H222V198H224L225 197V195L224 194H221V192H223V190L226 192V190H228L231 186V189H233V186L235 185L236 186V184H238L239 185V183H237V181H241V179H239L240 177L242 178V175H244V177H246L247 178V176L249 175V173L247 174V173H245L247 176H245V174L242 172L243 170H241V172H240V170H239V168L241 169V168H245V166H246V168H247V170L249 171V169H251L250 170V172H252L253 173V171H254V169H255V166H256V168H258L259 166H257V165H260V166H263V167H261L260 168V170L261 171H258L259 169H255V171H256V173L254 172V174L256 175L255 176V178H256V181H257V178H258V181H260V183L258 182V185L257 186H255V184H257L256 183V181H255V178L254 177H251V183L253 184L254 182H255V184H247L245 187H246V191L244 192H242L241 191V189H240V191L239 190H237L236 191V188H238V186L236 187V188H234V192H231V191H227V192H231L232 194L233 193H235V192H242V194L241 195H243V196H241L240 195V193H239V196H241V197H239V198H237V199H233V198H235V197H233V198H231V197H229V199L227 198V195H226V197L225 198H227V202H226V204H222L223 206L225 205V207L227 206V208L226 209H228L227 210V212H229L230 214L233 212V211H231L232 209L234 210V212L236 211V209L238 208V207H242L243 209H244V207H245V211H244V213H246V210L247 209H249V208H251V206H252V202L254 201V202H256L257 204H256V206H252V208L251 209H249V211L251 210V212L253 213V211L254 210H252L253 209V207H255L256 208V210L258 209V208H260L261 210H262V208L261 207H263L264 208V206H260V205H264V194H262V193H264V190H261L262 188L264 189V186H263V184H264V182H261V181H263V179H264V176H260L259 174H264V160L262 161L261 159H260V156L259 155H261V153H263L264 154V148L263 147H261V148H259L260 147V145L259 144H257V145H255L254 146V144H249L248 142H250V141H252V140H254L253 138H250L249 139V141L247 140L249 137V135H245L243 138L245 139H243V141H242V139L240 140V141H237V139H240V138H237V136H233L232 135V139H235V137L237 138L236 140H235V142L234 141H232V139H231V141H230V139H229V141L227 140V139H225V138H222L221 140L222 141H224L225 143H227V141H228V143L227 144H225V143H222L221 144V147H219L218 146V148H216L215 147V145L214 144H216V138L217 139H219L218 141L221 143V141H220V138L221 137H228V135H225V136H223L224 134H221V131H220V133L219 132H215V131H212V130H209V131H202L203 132V134L201 135L202 137H205L204 139L202 138H200V140L202 141L203 140V142H205V139H206V141H207V143L205 142V144H203V142H202V144H200L201 143V141L196 137V139H194V140H199L200 141V143H199V141H194L193 139H191V138H195V137H191V138H189V137H187V138H184V139H186L185 140V143L183 144L182 143V141L184 140V139H181V137H180V139L178 140V139H176L178 136H181V135H179V134H177V130H171V131H174V133H172L171 131L170 132ZM180 131V130H179ZM188 131V130H187ZM68 133V131H64V133ZM101 132H104V130L103 131H101ZM100 132V130H97L96 131V133L97 134H99V133H101ZM127 132V133H128ZM175 132H176V135H178V136H176L175 135ZM183 131L181 130V132L180 133H182ZM185 132H186V130H185ZM184 132V133H185ZM193 132H195V131H193ZM245 132H246V130H245ZM253 132V131H252ZM255 132H257V131H255ZM263 132V133H262ZM37 133V132H36ZM35 133V134H36ZM59 133V132H58ZM57 133V134H58ZM72 133V132H71ZM94 133V132H93ZM105 133H107V131L105 132ZM124 133V132H123ZM159 133V132H158ZM171 133L172 134H174L175 135V139H172V136H171ZM179 133V132H178ZM183 133V134H184ZM189 133V131L187 132V134ZM197 133H199V132H197ZM244 133V132H243ZM249 133V132H248ZM247 133V134H248ZM55 134V133H54ZM141 132L139 133V136L140 137H142L141 136ZM231 134V133H230ZM233 134V133H232ZM251 134H253V133H251ZM29 135V134H28ZM45 135H46V133H45ZM52 135V134H51ZM56 135V134H55ZM133 135V136H134ZM136 135H138V134H136ZM170 135V137L171 138H168V139H166V138H164V136L165 137H167V136H169ZM195 135V134H194ZM239 135V134H238ZM243 135V134H242ZM258 135V134H257ZM0 136H2L1 134H0ZM19 136V135H18ZM82 136V135H81ZM184 136V135H183ZM189 136V135H188ZM231 136V135H230ZM19 137H22V135L21 136H19ZM19 137L17 138V139H19ZM57 137V136H56ZM55 137V138H56ZM59 137V136H58ZM57 137V140L59 139ZM83 137V136H82ZM86 137V136H85ZM96 137V136H95ZM102 137V136H101ZM139 137V138H140ZM146 137V136H145ZM144 136L142 137L144 140H150V138H148V136L145 138ZM226 137V138H227ZM240 137V136H239ZM248 137V138H247ZM261 137V136H260ZM23 138V137H22ZM25 138V137H24ZM23 138V139H24ZM52 138V137H51ZM54 138V142H56V139ZM131 137H127L126 139H128L131 143L133 142V140L131 141V139H130ZM133 138H136V136L135 137H133ZM132 138V139H133ZM173 138H174V136H173ZM212 138H215L214 140L212 139ZM229 138V137H228ZM90 140H91V138H89ZM118 139V138H117ZM188 139V140H187ZM223 139H225V140H223ZM256 139V138H255ZM5 140V139H4ZM22 140V139H21ZM52 140V139H51ZM60 140V139H59ZM64 140V139H63ZM71 140V139H70ZM69 140V141H70ZM80 140H82V138L80 139ZM85 140V139H84ZM83 140V141H84ZM93 140V139H92ZM91 140V141H92ZM148 140V141H149ZM154 140H156V142L157 143H159V144H157L156 145V142L154 143ZM182 140V141H181ZM191 140V142H189ZM210 140H213V141H215V142H213V141H211L210 142ZM227 140V141H226ZM20 141V140H19ZM19 141H17V144H18V142ZM66 141V140H65ZM64 141V142H65ZM187 141V142H186ZM193 141V142H192ZM217 141V143H219ZM246 141H248L247 143H246ZM257 141H258V139H257ZM8 142V141H7ZM12 142V141H11ZM22 142H23V140H22ZM22 142H21V144H22ZM24 142H25V140H24ZM67 142V141H66ZM76 142H77V140H76ZM85 142H87V141H85ZM116 142V141H115ZM120 142V141H119ZM214 144H213V143ZM239 142V143H238ZM252 142H254V141H252ZM260 142H262V140L260 141ZM9 143H10V141H9ZM28 143V142H27ZM67 143H70V142H67ZM81 143V142H80ZM129 143V142H128ZM154 143V144H153ZM186 143H188V144H186ZM210 143L214 146V147H212L211 145H210ZM219 143V144H220ZM233 144V146H232V144ZM236 143V144H235ZM242 143V144H241ZM244 143V144H243ZM8 144V143H7ZM21 144H19L20 146H21ZM24 144V143H23ZM62 144H63V141H62ZM76 144V143H75ZM75 144H72V143H70V145H72V146H68L69 144H66V146H65V144L64 145H62V146H64V148H65V150L66 151H69L70 150V148L71 147H73L70 151H74L75 149V151H76V154L77 153H79V152H81V151H79V152H77L78 150H80V149H78L77 147H74V145ZM82 144V143H81ZM117 144H118V142H117ZM207 144V145H206ZM226 145V147H225V145ZM231 144V145H230ZM241 144V145H240ZM247 145V146H245V148H244V150L241 148V147H243L244 145ZM261 144V143H260ZM262 144H264V142L262 143ZM8 145H11V144H8ZM15 145H16V142H15ZM19 145H17L16 147H18ZM24 145H26V143L24 144ZM53 146H55L56 147V143H54V144H52ZM60 145V144H59ZM76 145H80V144H76ZM75 145V146H76ZM122 145V144H121ZM128 145H131L130 143L128 144ZM164 145V146H163ZM184 145V146H183ZM209 145H210V147H209ZM222 145H224V146H222ZM227 145H228V147H227ZM243 145V146H242ZM249 145H251V146H249ZM254 147H253V146ZM13 146V145H12ZM61 146V145H60ZM81 146V145H80ZM236 148H235V147ZM239 146V147H238ZM264 146V145H263ZM13 147H15V146H13ZM55 147H53L54 149H53V153H55L56 151H55V149L57 148V149H59V148H61V150H62V148L63 147H59V146H57L56 148ZM66 147H70V148H68V149H66ZM84 147V146H83ZM87 147V146H86ZM122 147V146H121ZM124 147V146H123ZM134 147V150L136 149ZM187 147H189V146H187ZM189 147V148H190ZM204 147H206V148H204ZM230 147V148H229ZM232 147H233V149H236L237 151L239 150V149H241V150H243V151H245V149H246V154H245V152H241L240 153V151H236V150H233L232 149ZM251 147H252V149H251ZM19 148V147H18ZM47 148V147H46ZM46 148H44L45 150H46ZM49 148V147H48ZM48 148H47V151H45L44 149H42L41 150V156H40V158L41 157H46L47 158V156H45L44 154H45V152H49L48 151ZM75 148V149H74ZM79 148H81V147H79ZM206 149V151L204 150V151H202V150H200V149ZM228 148V149H227ZM255 148V149H254ZM257 148H259V149H257ZM9 149V148H8ZM12 149V148H11ZM13 149H15V148H13ZM21 149V148H20ZM87 149H89V148H87ZM113 149V147L111 148V150ZM120 149V148H119ZM159 149H160V147H159ZM168 149L170 150V149H172V150H170V151H168ZM184 149V151H181V150H183ZM197 149H198V151H197ZM226 151H225V150ZM230 149L232 150V151H230ZM254 149V150H253ZM19 150V149H18ZM44 150V151H43ZM65 150L63 151H60V152H63V153H65ZM110 150V149H109ZM122 151H123V149H121ZM120 150V151H121ZM126 150H127V148H126ZM126 150H124V151H126ZM151 150V151H152ZM173 150H175L177 153H175V151H173ZM207 150H209V151H207ZM247 150H249L250 152H248ZM256 150V151H255ZM259 150V151H258ZM7 151V150H6ZM25 151V150H24ZM24 151H23V153H24ZM52 151V150H51ZM50 151V152H51ZM55 151V152H54ZM58 151V150H57ZM72 151V153L71 152H68V153H70V154H73L74 153V155H75V152H73ZM114 151V150H113ZM113 151H110V152H112L113 153ZM123 151V152H124ZM173 152V154L172 153H170V152ZM182 153H181V152ZM188 151V152H189ZM202 151V153H203V155H204V157H203V155L201 154V153H198V152H201ZM224 151V152H223ZM261 151H263V152H261ZM9 152H11L12 154L10 155V153ZM8 153H9V155H10V157L13 159V160H10V157H8V156H4V158H9V160H7V161H9V164H7L8 162L6 161V163L5 162H3V160H2V162H0L1 163V165L0 166H2V169L4 168L3 166H5L6 164V168L7 169H11L12 168V163H11V165H10V162H13V164H15V163H18L20 160V165H18V164H16L15 165V167L16 168H19L20 166V169L21 170H19L18 169V171H22V170H27V168H25V169H23L26 165L25 164H28L27 162H26V159H29V157H31L32 156V153H34V152H32L31 153V156H29L28 158L25 156V155H21L20 157V159L16 162V159L17 158H19V155H18V157H17V155H16V153H15V155L16 156H14L13 154H14V152H12V151H9ZM26 152V151H25ZM44 152V153H43ZM49 152V153H50ZM85 152V151H84ZM90 152V151H89ZM88 152V153H89ZM119 152V151H118ZM156 152V151H155ZM161 152V151H160ZM186 152L187 151H185L184 152V154H186ZM207 152V153H206ZM208 152L211 154V152L214 154V155H211L210 156V154L208 155ZM226 152V153H225ZM231 153V155H232V152H233V155H237L238 156V153H239V156L237 157H235V160H236V163H237V161H239V162H243L242 163V165L245 163V160L243 161V158L244 159H246V161L248 160V159H251V162H249V161H247V162H249V164L248 163H246L244 166H242L241 165V167H239V166H237V165H234V166H236V169L237 170H239V172H237V170L236 169H233V163L235 162V160H232V159H234L233 158V155L231 156L232 157V159H231V157L230 156H228L227 154L228 153ZM235 152V153H234ZM247 152H248V154H247ZM256 152H261V153H259V155H254ZM5 153V152H4ZM7 153V152H6ZM7 153V154H8ZM29 153V152H28ZM28 153L26 152V154H27V156H28ZM43 153V154H42ZM46 153V154H47ZM57 153V152H56ZM56 153L53 155V156H55L56 155ZM82 153V152H81ZM81 153H79V154H81ZM119 153H121V152H119ZM138 153H139V156H138ZM142 153H143V151H142ZM175 153V154H174ZM180 153V154H179ZM190 154H191V152H189ZM206 153V154H205ZM6 154V155H7ZM19 154V153H18ZM30 154V153H29ZM58 154H59V152H58ZM58 154H57V156H58ZM62 154V153H61ZM67 154V152L64 154V156ZM70 154H68V156H67V158H69V159H67L68 161H70V156L72 157V159L74 160L76 157H74V155L72 156V155H70ZM118 154V153H117ZM116 154V157L118 156ZM122 154V153H121ZM124 154V153H123ZM122 154V155H123ZM151 154V153H150ZM155 154V153H154ZM178 156H177V155ZM200 154H201V156H200ZM224 154H226V157H225V155ZM2 155V154H1ZM5 155V154H4ZM34 155V154H33ZM43 155V156H42ZM48 155V154H47ZM60 155V154H59ZM70 155V156H69ZM83 156H84V153L82 154ZM82 155H80V156H82ZM86 155V154H85ZM103 155H105V154H103ZM107 155V154H106ZM114 155H115V153H114ZM114 155H112V156H114ZM125 155V154H124ZM155 155H159V154H155ZM174 155V156H173ZM187 156H188V153L186 154ZM185 155V156H186ZM192 155H191V157L190 158H192ZM198 155V156H197ZM206 155V156H205ZM224 155V156H223ZM230 155V154H229ZM241 155H243V156H241ZM248 155V156H247ZM251 157H250V156ZM63 156V155H62ZM61 156V157H62ZM63 156V157H64ZM77 156V155H76ZM82 156V157H83ZM136 156H138L137 158H136ZM148 156H151V155H148ZM147 156V157H148ZM160 156H161V154H160ZM185 156H182V157H185ZM216 158V162H215V160L214 159H212L211 160V158ZM252 156H253V158H252ZM257 156V157H256ZM17 157V158H16ZM24 157H26V159H24ZM35 157V156H34ZM34 157H32L31 159H32V161H33V159H35V161H34V163H36V161L37 162H39L38 161V159L39 158H34ZM58 157H60V156H58ZM78 157V156H77ZM111 156H109V158H110ZM115 157V156H114ZM115 157V158H116ZM125 157H126V155H125ZM144 157L146 158V159H144ZM207 157L209 158V159H207ZM221 157H223V158H221ZM246 157V158H245ZM259 158V160H261V163L259 164L258 163V161L256 162V164H255V161L256 160H254V159H256V158ZM261 157H263L262 155H261ZM7 158V159H8ZM54 158V157H53ZM105 158V157H104ZM108 158V157H107ZM112 158V157H111ZM141 158V159H140ZM230 158V159H229ZM240 158V159H239ZM57 159V158H56ZM71 159V160H72ZM77 159H79V157L77 158ZM103 159V158H102ZM124 159V158H123ZM131 159H134L133 161H136V159H140V160H144V161H140V162H138V160L134 163V162H132V160ZM151 161L152 159V163L151 162H149L150 164H145V165H140L141 163L143 164L144 162L145 163H147L149 160ZM196 159H198L199 161H197ZM200 159L202 160V161H200ZM203 159H204V162H203ZM224 159V160H223ZM225 159H227V160H225ZM231 160L232 161V164L230 165H226L227 163H228V161L229 160ZM239 159V160H238ZM264 159V158H263ZM15 160V161H14ZM23 160V161H22ZM30 160V159H29ZM62 161H60V163L59 164H61V162H62V165H63V162H64V160L63 159H61ZM108 160V159H107ZM106 160V161H107ZM117 160V159H116ZM146 160V161H145ZM158 160H161V161H158ZM178 160V159H177ZM206 160V161H205ZM208 160H210L209 162H208ZM220 160H221V162H220ZM241 160V161H240ZM5 161V160H4ZM32 161H29V163H31ZM41 161V160H40ZM50 161H52V160H50ZM59 161V160H58ZM57 161V162H58ZM66 161V160H65ZM110 161V160H109ZM108 161V162H109ZM157 161L160 163H157ZM182 161V162H181ZM213 161V162H212ZM224 161V164L226 165H224L222 162ZM23 162H26V163H23ZM46 162V161H45ZM76 162H78V161H76ZM76 162H74V163H76ZM80 162V161H79ZM125 162V161H124ZM123 162V163H124ZM190 162V161H189ZM199 162V163H198ZM215 162V163H214ZM238 162V163H239ZM34 163H33V165H34ZM48 163V162H47ZM55 164H57L56 162H54ZM53 163V164H54ZM137 163V164H136ZM180 163H182V164H180ZM213 163V164H212ZM218 163V164H217ZM221 163V164H220ZM236 163H234V164H236ZM237 163V164H238ZM251 163V164H250ZM258 163V164H257ZM263 163V164H262ZM22 164H24L25 166H22ZM32 164V163H31ZM31 164H30V167H31ZM41 164V163H40ZM46 164V163H45ZM52 164V165H53ZM54 164V165H55ZM68 164H70V163H67V166H72L73 164H71V165H68ZM172 165L173 167L175 166L176 167V164L180 167L181 165H183L184 164V167L183 166H181V168L180 169H182V168H184L183 170H177V172H175L176 170V168L174 167H172V168H170L171 166H169V168H167L168 167V165ZM180 164V165H179ZM212 164V165H211ZM214 164H217L216 165V167H214L215 165ZM224 166H223V165ZM248 164V165H247ZM253 164V165H252ZM255 164V165H254ZM262 164V165H261ZM10 165V167L11 168H8V166ZM53 165V166H54ZM135 165H137V167H135ZM165 165V167L163 168V170L161 169L163 166ZM214 165V166H213ZM221 165V166H220ZM238 165H240V163L238 164ZM57 166V165H56ZM67 166H65L66 168H67ZM139 166V167H138ZM158 166H162V167H159L160 169H159V173H164V170L166 169H168L169 171H166V173H168V174H166V173H164V174H160V178H162V176H163V181H162V179H159L158 177H156V175L154 176V178H152L153 177V175L151 174V172H149V170H152L154 167V169H156ZM187 166V167H186ZM192 166V167H191ZM219 166H220V168H219ZM228 166V167H227ZM230 166V167H229ZM232 166V167H231ZM249 166L251 167V168H249ZM27 167V166H26ZM64 167V166H63ZM64 167V168H65ZM131 167V168H130ZM132 167H135V168H132ZM141 167V168H140ZM145 167H148V168H145ZM186 167V168H185ZM5 168V169H6ZM70 168V167H69ZM110 168V167H109ZM113 168V167H112ZM129 168L131 169V170H129ZM151 168V169H150ZM190 168V169H189ZM246 168L244 169V171L246 170ZM249 168V169H248ZM252 168H253V170H252ZM2 169H0V173H2L1 172V170ZM4 169V171H7V169L5 170ZM13 170H14V166H13V168H12ZM28 169H30L29 168V164H28ZM115 169V168H114ZM135 169H140L141 171H142V175L140 174V170L138 171V172H136V170ZM149 169V170H148ZM153 169V170H154ZM187 169V170H186ZM218 171H217V170ZM222 169V170H221ZM55 170V169H54ZM93 170V169H92ZM110 170V169H109ZM119 170H116V171H119ZM135 170V171H134ZM173 170H174V173H173ZM184 170H186L185 172H184ZM221 170V171H220ZM9 171V170H8ZM11 171V170H10ZM52 171H53V169H51V171H49V172H51L52 173ZM57 170H55L53 173H55ZM110 171H113V170H110ZM110 171L109 172H107V173H109L110 175L111 174H113V173H110ZM115 171V170H114ZM115 171V172H116ZM131 171H133V173L135 172V174H133ZM158 171V170H157ZM162 171V172H161ZM172 171V173H173V175L170 173ZM199 173H197V172ZM258 171V172H257ZM15 172V171H14ZM23 172V171H22ZM21 172V173H22ZM92 172H95V171H92ZM125 172H126V175H125ZM154 172H155V170H154ZM181 172H183L182 174H181V176H179V177H177L178 175H180L179 173ZM204 172H207L208 173V175L210 176V183H209V179H208V184L210 185V189H209V185H207V183L205 184V185H207V186H205V190H202V186H201V181H202V179H201V181H200V179L198 178H196V177H198V175H201V178H205L206 176H208L207 175V173H204ZM218 172H222L223 174H226V176H223V174H221L222 176H223V178H227V175L229 174V176H228V178L230 179L229 180V182L227 181V179H226V181L225 182H227L229 185L231 184V186L230 187H225L224 189H221L220 191H218L217 193H216V191L217 190H219L218 188L220 187V188H223L224 187V185H223V187L221 186L222 184V182H221V180H220V182L218 181L219 180V176H218ZM227 172H228V174H227ZM260 172V173H259ZM10 173V172H9ZM17 173V172H16ZM19 173V172H18ZM85 174L87 173L86 171L84 172ZM83 173V174H84ZM90 173V172H89ZM106 173V174H107ZM128 173V174H127ZM133 174L132 176L130 175V177H129V174ZM138 173L141 175L140 177L138 176ZM159 173H157V174H159ZM177 173V174H176ZM243 173V174H242ZM251 173V174H252ZM58 174L59 173H56V175L58 176ZM83 174H82V176H83ZM93 175L95 174V173H92ZM97 174V173H96ZM109 174H107L106 176H105V178L106 179H110L111 178V176H109ZM177 176H176V175ZM206 175V176H204V175ZM240 174V175H239ZM1 175V174H0ZM12 175V174H11ZM13 175H14V173H13ZM88 175H90V174H88ZM87 175V176H88ZM98 175V174H97ZM103 174H101L100 176H99V178L102 176ZM127 175H128V178H129V181L126 179V181H124L123 180V178H125V177H127ZM171 175H172V177H171ZM175 175V176H174ZM197 175V176H196ZM220 175V176H221ZM233 176V178H231V176ZM259 177H258V176ZM4 176V175H3ZM56 176V177H57ZM81 176V177H82ZM87 176H84V177H86L85 179H84V181H85V184L87 183V185H88V183L90 182V184L89 185H94V186H96L97 184H99L100 182H99V178L98 177H96L95 175L93 176V183H91V181H89L88 182V179H87ZM109 176V177H108ZM119 177L118 179L116 178V177ZM122 176H123V178H122ZM125 176V177H124ZM136 176H138V177H135ZM159 176V175H158ZM173 176H174V178H173ZM250 176V175H249ZM254 176V175H253ZM6 177V176H5ZM5 177H3V178H5ZM14 177V176H13ZM15 177H16V175H15ZM114 177L113 178H111L112 179V181H114ZM133 178V181L132 182H130V178ZM170 177H171V182L173 183L174 181H177V183L176 182H174L175 183V185L176 186H174V184H172V183H170L171 185H169V181H170ZM196 178L195 180L194 179H192V178ZM2 178V179H3ZM12 178V177H11ZM46 178V177H45ZM53 178V177H52ZM57 178H59V177H57ZM57 178H55L54 177V179H57ZM60 178H62V177H60ZM89 179H91L90 177H88ZM96 178V179H95ZM105 178H104V181H105ZM121 178V179H120ZM135 178V179H134ZM159 179V181H158V179ZM174 179V181H173V179ZM181 178V179H180ZM207 178H209V177H207ZM221 178V177H220ZM222 178V179H223ZM249 178V177H248ZM254 178V179H253ZM263 178V179H262ZM6 179V178H5ZM63 179V178H62ZM61 179V181H63ZM86 179H87V182H86ZM94 179H95V182H97V184L94 182ZM97 179H98V181H97ZM109 179H108V181L107 182H110L111 181V179H110V181H109ZM153 179H154V182H153ZM178 179H179V182H178ZM50 180H52L51 178H50ZM182 180V182H180ZM8 181H9V179H8ZM43 181H44V179H43ZM83 181V182H84ZM117 181V182H116ZM120 181V183L118 184V182ZM122 181V182H121ZM124 181V182H123ZM136 181V182H135ZM156 181H158V182H160L161 181V184L159 183H157ZM200 181V182H199ZM242 181H245V178H243L242 179ZM242 181H241V183H242ZM254 181V182H253ZM37 182H39V181H37ZM36 182V183H37ZM46 182L47 181H45V183H44V185L46 184ZM57 182H58V179H57ZM65 182V181H64ZM64 182H62V184L64 183ZM99 182V183H98ZM128 182H130V184L132 183V185H129V183ZM134 182V183H133ZM167 182V183H166ZM203 182H204V179H203V181H202V184H203ZM246 182V181H245ZM245 182H243V183H245ZM248 182V181H247ZM41 183V182H40ZM43 183V182H42ZM65 183H67V182H65ZM128 183V184H127ZM157 183V185H158V187L160 188V189H158L157 188V186L155 187V184ZM163 183V184H162ZM178 183H182V184H178ZM261 183H262V188H261ZM49 184V183H48ZM47 184V185H48ZM57 184H60V183H57ZM57 184H54V185H57ZM85 184L83 183L82 185L80 184V188H81V186H83L82 188H81V190L80 191H82V193H83V191H84V194H85V196L84 197H86V195L89 193H87V189H88V187L90 188L89 190L91 191L92 189H91V186H86V188L84 187L85 186ZM106 184V183H105ZM116 184L118 185V186H116ZM125 185L126 184V187H128V186H130V187H128L127 188V191L125 192V189H123V186L122 185ZM199 184V185H198ZM219 184H221L219 187H218V185ZM224 184V183H223ZM226 184V183H225ZM228 184H226V185H228ZM259 184H260V186H259ZM36 185H38V184H36ZM46 185V186H47ZM54 185L52 186V187H54ZM100 185V184H99ZM102 185V184H101ZM113 185V184H112ZM113 185V186H114ZM160 185V186H159ZM162 185V186H161ZM166 185V186H165ZM173 185V186H172ZM194 185H195V187L197 188L195 191L196 192H198L200 195H198V193H197V197H198V199H197V197L195 196L196 194H195V191L194 190H192V188L194 187ZM228 185V186H229ZM250 185H252L251 187V191L250 192H252L253 190L252 189H254L255 191H253L254 192V194H253V192L252 193H250V197H252V198H250L249 197V199L248 200H246L247 198H248V196L249 195H247L248 194V192H249V190L248 189H250ZM48 186H51L50 184L48 185ZM62 185H57V187H54V189L55 188H57V190L55 191L56 192V194H58L57 192L59 191V193H61L60 191H62V189H58V187H61ZM66 186V184L65 185H63V187H65ZM77 187H78V185H76ZM93 186V187H94ZM106 186H107V184H106ZM109 186V185H108ZM145 187L146 189H148L145 193H144V195H142V193H143V191L145 190V188L144 189H142V188H140V187ZM174 187L173 189L172 188H165V187ZM197 186H199V187H197ZM244 186V185H243ZM242 185L240 186V187H242V188H244L245 189V187H243ZM259 186V187H258ZM30 187V186H29ZM68 187V188H67ZM67 187H65V188H63V191H62V195L60 194V196H59V194H58V199L60 200V197H61V200H63V198H62V196L64 197V196H66L67 194H69L68 192L70 191V193H71V190H69V188L71 187V186H67ZM76 187V194L77 195H81V193L79 192V193H77L78 191H79V187L77 188ZM92 187V188H93ZM96 187H99V186H96ZM125 187V186H124ZM175 187L176 188H178L177 190L179 191H177V192H175ZM194 187V188H195ZM217 187V190L215 189ZM20 188V187H19ZM32 188H34V187H32ZM36 188V187H35ZM38 189H36V190H41V188H39V187H37ZM46 188V187H45ZM50 188V187H49ZM85 189V190H82V189ZM95 188V187H94ZM215 190H214V189ZM226 188H228V189H226ZM261 188V189H260ZM17 189V188H16ZM25 190H26V188H24ZM24 189H22V190H24ZM66 189H68L67 191V193L65 194V195H63L64 193H65V191H66ZM71 189V188H70ZM74 189V188H73ZM142 189V191H140ZM170 189V190H169ZM174 190L173 192H175V193H177V195H174V196H178V194L179 195H181V196H179L178 197V199L180 200V202H179V204H178V206H177V202L175 201V200H177L178 201V199H176V197H174V196H172L173 194V192H171V195H170V191H172V190ZM204 189V188H203ZM206 189H209V191H206ZM211 189H213V190H211ZM12 190H13V187H12ZM22 190H20V189H18V190H15V191H13V193H12V191L10 190V191H8L9 192V194H7L8 196H6V198L8 197L9 199L11 198H13V196L15 197L16 196V194H17V197L18 196H21V195H24V194H19L18 195V193H21L22 192ZM25 190L23 191V192H25ZM35 190V189H34ZM35 190V191H36ZM168 190V191H167ZM194 191V195L192 194V199L193 200H190L191 198H187L186 197V195H185V193H187V194H191L192 193V191ZM198 190V191H197ZM259 190V191H258ZM17 191H20V192H17ZM33 191V190H32ZM38 191V192H39ZM48 191H49V189H48ZM53 191V192H54ZM86 191V192H85ZM205 191V193H203ZM248 191V192H247ZM262 191V192H261ZM7 192V193H8ZM22 192V193H23ZM28 192V191H27ZM37 192V191H36ZM55 192H54V194H55ZM64 192V193H63ZM73 192V191H72ZM191 192V193H190ZM209 192V193H208ZM13 194V196H12V194ZM35 193V192H34ZM40 193V192H39ZM39 193H37V194H39ZM41 193H43L42 191H41ZM74 193H75V191H74ZM162 193V194H161ZM163 193H165V194H163ZM168 193H169V195H170V197H168L169 195H168ZM202 193V194H201ZM244 193L246 194V196L244 195ZM255 193H256V195H255ZM262 194L263 196L260 198V197H257V194ZM10 194H11V196H10ZM48 195L49 194H52V193H47ZM134 195V197H130V196H132V195ZM167 194V195H166ZM230 194V193H229ZM260 194V195H261ZM31 195V194H30ZM83 195V194H82ZM161 195V197H159ZM163 195V196H162ZM251 195H253V196H255V197H253V196H251ZM1 196V195H0ZM55 196V195H54ZM53 195H51V196H49L50 197V199H54L53 197H54ZM67 196H70V194L69 195H67ZM66 196V197H67ZM74 196V195H73ZM91 197L93 196V195H90ZM129 197V198H133L134 199V202L131 200V202H133L132 204H134L135 203V205H133L134 206V208L132 209H128L129 207H127V206H129V205H127V204H130V203H127V202H129L128 200H127V198L126 197ZM165 196V197H164ZM171 196H172V198H171ZM191 196V195H190ZM195 196V197H194ZM214 196H216V197H214ZM229 196H233V195H229ZM259 196V195H258ZM2 197V196H1ZM0 197V198H1ZM22 197V196H21ZM163 197L166 199V200H164L163 199ZM171 198L170 200H172L171 201V203H172V208H170V209H168L167 210V208L169 207H167L165 210H155V208H156V206H157V203L158 204H160V203H162V202H164V201H167V202H165V204L166 203H168V200L169 199H167V198ZM242 197H244V199L243 200H246V205L250 202V205L248 204V206H249V208H247V206L246 205H244V202H243V200H242ZM7 198V202L9 201V199ZM29 198V197H28ZM57 198V195L55 196V200H53V204H56L57 202H59V204L57 205L56 204V208L58 209L61 205V202L58 200V199H56ZM88 198L89 199H91L92 200V198H90L89 196H88ZM214 198H216L217 199V202L215 201V199ZM231 198V199H230ZM259 200H258V199ZM4 199V198H3ZM10 199V200H11ZM15 199H16V197H15ZM23 199V198H22ZM196 199H197V202L196 203H194V201H196ZM253 199V201L251 202V200ZM2 200V198L0 199V201ZM17 200V206H19L18 205V203L20 204L21 202H18L20 199H16ZM15 200V201H16ZM26 200V199H25ZM64 200H66V198L64 199ZM64 200H63V203H64ZM220 200H222V199H220ZM260 200H263V201H260ZM5 201V200H4ZM4 201H2V202H0L1 204H5V202ZM20 201H22V200H20ZM48 201V200H47ZM67 201V200H66ZM65 201V202H66ZM225 201V200H224ZM240 201H242L243 203H241ZM247 201H249L248 203H247ZM261 202V203H258V202ZM11 202H13V199L11 200ZM11 202H8V203H11ZM52 202V201H51ZM94 202V201H93ZM92 202V203H93ZM96 203H97V201H95ZM173 202L175 203L176 202V205H174L173 204ZM221 202H223V201H221ZM240 202V203H239ZM254 202H253V205H255L254 204ZM7 203V205H9V206H11L10 204H8ZM27 203V202H26ZM49 203H50V201H49ZM62 203V204H63ZM170 203V202H169ZM168 203V205H171V204H169ZM223 203H225V202H223ZM15 204H16V202H15ZM45 204V203H44ZM105 204H107V203H104V205L102 204V203H100V204H98V206L96 205H91V208H93L92 206H94V208H96L94 211H92L93 212V214H96V213H98V214H96V215H100L99 217L101 218V219H103L104 217H102V215L104 214V207L105 206H107V205H105ZM131 204V205H132ZM237 204H239V206L237 205ZM241 204H242V206H241ZM13 206H11L10 207V209L12 208V211L14 210V211H16L15 209H17V207H16V205H15V207L16 208H14V204H12ZM40 205H41V203H40ZM46 205H47V203H46ZM49 206H47V207H49L50 208V205H52L51 203L50 204H48ZM237 205V206H236ZM1 206H3V205H1ZM9 206L7 207V208H9ZM28 206V205H27ZM42 206H43V204H42ZM57 206H59V207H57ZM64 206V204L62 205V207ZM133 206H131V207H133ZM161 206V205H160ZM165 206V205H164ZM174 206H177V207H174ZM237 207L236 209L235 208H233V207ZM259 206V207H258ZM4 207H6V206H4ZM20 207V206H19ZM22 207V206H21ZM18 208V209H20V212H23V207L22 208ZM35 207V206H34ZM43 207H45L44 209H46V210H49L48 208H46V206H43ZM108 207H109V205H108ZM107 207V208H108ZM110 207V208H111ZM138 208V209H136L138 212H135L136 210H135V208ZM210 207V208H209ZM215 207V206H214ZM258 207V208H257ZM3 208V207H2ZM28 208V207H27ZM27 208H25V210L24 211H28L27 212V214L29 213V210L30 209H27ZM39 208V207H38ZM56 208H51V211H54V210H56L57 211V209ZM93 208V209H94ZM109 208V209H110ZM139 208H140V210H141V212L139 211ZM160 208V207H159ZM179 208V209H178ZM181 208H183V214H177V213H179L178 211L179 210H181ZM185 208H188V211H187V209H185ZM209 208V209H208ZM224 208V207H223ZM239 208V209H240ZM240 209V211L241 210H243V209ZM247 208V209H246ZM254 208V209H255ZM5 209V208H4ZM9 209V210H10ZM17 209V210H18ZM40 209H41V206H40ZM43 209V210H44ZM106 209V208H105ZM216 209V208H215ZM218 209V208H217ZM222 209V208H221ZM229 209H231V210H229ZM0 210H1V212H3L2 210L3 209H1V207H0ZM22 210V211H21ZM32 211H33V209H31ZM36 210V209H35ZM209 210V211H208ZM211 210V211H210ZM254 211V213H253V216L252 217H254L255 216V212H257L258 211V213L257 214H259V211H261V210H257V211ZM264 210V209H263ZM6 211V210H5ZM11 211V212H12ZM31 211V212H32ZM37 211V210H36ZM50 211V210H49ZM49 211H45V214L46 213H48ZM58 211H60V209L58 210ZM58 211L57 212H55V213H58ZM132 211H134V212H132ZM223 211H224V209H223ZM238 212V210H237V212L238 213H240L241 214V212ZM0 212V213H1ZM8 212H10V211H8ZM8 212H3L4 214H2V216H3V218L2 219H9L7 216H6V214L9 216V214H12V213H8ZM19 212V214L21 215L22 213H20ZM31 212H30V214L29 215H31L32 216V214H31ZM33 212H35V211H33ZM38 213H39V211H37ZM37 212H35L36 214V216H37ZM41 212V211H40ZM91 212V211H90ZM107 212V211H106ZM114 212H115V215H114ZM140 212V213H139ZM226 212V213H227ZM233 212V214L232 215H234L235 213ZM250 212V213H251ZM262 212V215L264 214L263 213V211H261ZM261 212H260V215H258L257 217H258V219H259V217H261L262 215H261ZM18 213V212H17ZM42 213H43V211H42ZM42 213H41V215H42ZM52 213V212H51ZM77 213H79V212H77ZM180 213H182V212H180ZM216 213H218V214H216ZM224 213V212H223ZM222 213V214H223ZM248 213V212H247ZM250 213H248L247 215H249ZM13 214H15V213H13ZM13 214H12V216H13ZM34 214V213H33ZM59 214V216H60V213H58ZM57 214V215H58ZM85 214V213H84ZM106 214V213H105ZM108 214V213H107ZM207 214H209V215H211V216H209V215H207ZM229 214V215H230ZM242 214H243V212H242ZM18 216V217H20V219L21 220H24V221H26V220H28V223L27 224H29L27 227L29 228V227H31V226H33V228H34V225H36V224H41V225H39L40 227H43V224H42V222L41 221H38V218H40V216H35V218H37V220H34V221H36L35 222V224L33 225V223L32 224H30L32 221H31V218H33V217H31V216H26V220H25V218H24V215H25V212H23V214L21 215V216H23V218L21 217V216ZM163 215V216H162ZM236 215H238V214H236ZM252 215V214H251ZM250 215V216H251ZM43 216V215H42ZM48 216V215H47ZM189 216H191V217H189ZM193 216H197L195 219H193L192 217ZM205 216V217H204ZM206 216L208 217L207 219H206ZM222 216V215H221ZM225 216V215H224ZM264 216V215H263ZM262 216V217H263ZM45 217V218H44ZM52 217H53V215H52ZM57 218V216H55L54 215V217L53 218ZM98 217V216H97ZM98 217V220H101L100 218ZM164 217H166V218H164ZM198 217H201V219L200 218H198ZM204 217V218H203ZM209 217H211V220H210V218ZM251 217V218H252ZM14 218V217H13ZM15 218H16V216H15ZM28 218H30V219H28ZM43 218L46 220V215L45 216H43L42 217V221H43ZM56 218L55 219H52V220H55V221H53V222H57L56 221ZM189 218H192L191 220H189ZM214 218V219H215ZM230 218V217H229ZM228 218V219H229ZM232 218V217H231ZM233 218H235V217H233ZM250 218V217H249ZM250 218V219H251ZM1 219V225H5L4 227H6L7 228V221L6 222H4V220H2ZM49 219V221H50V223L52 222V220L50 219V217L48 218ZM67 219V220H66ZM205 221H204V220ZM227 219V220H228ZM252 219H256V217H254V218H252ZM11 220V219H10ZM44 220V221H45ZM173 220V221H172ZM174 220H175V222H174ZM235 220V219H234ZM248 220V219H247ZM257 220V219H256ZM260 220V219H259ZM264 220V219H263ZM15 221H17V220H15ZM23 221V222H24ZM31 221V222H30ZM49 221H47L46 220V222H49ZM179 221V222H178ZM182 221V223L184 224V222L186 223L187 222V224H184L183 226H185V228L184 227H182V228H184V231H183V229L181 230V228H180V230H178V232L180 233H177L176 231H175V229L173 230V227H171V226H173V225H171V226H169V223L171 224H176V222H178V225L176 226L175 225V228H177V227H180L179 225H182V223H180ZM193 221V222H192ZM197 221V222H196ZM200 221H204L203 222V224L201 225V223L202 222H200ZM258 221V220H257ZM255 222V221H252V222H255V224L256 225H251V224H249V223H251L250 222V220H249V222L247 223V225H246V227L248 228V230H246V231H250L249 233H251V234H253V232H257V225L259 224V222ZM2 222H4L5 224H2ZM12 224H11V223ZM9 223H10V225H14L13 224V221H10ZM22 222V223H23ZM40 222V223H39ZM106 222L107 221H105V224H106ZM189 222H192V223H190L189 224ZM195 222V223H194ZM199 222H200V224H199ZM208 222V223H207ZM261 222H262V220H261ZM264 222V221H263ZM262 222V223H263ZM14 223H16V222H14ZM44 224H47V223H45V222H43ZM166 223H167V225H166ZM194 223V224H193ZM258 223V224H257ZM261 223V224H262ZM18 224V223H17ZM52 224V223H51ZM216 224H218V223H216ZM219 224H221V223H219ZM254 224V223H253ZM7 225V226H6ZM24 225H25V222H24ZM24 225H22V227H24V229H23V232L27 229L28 230V228H25L26 226H24ZM55 225H54V227H53V224H52V227L53 228H55ZM107 225V224H106ZM190 225V226H189ZM264 224H262V225H260V228H261V226H263ZM2 226V227H3ZM17 226V225H16ZM35 227V228H37V229H39L40 227ZM50 227H51V225H49ZM86 226V225H85ZM91 226V227H92ZM169 226V227H168ZM209 226H211V225H209ZM250 226H252L251 227V229H249V227ZM259 226V225H258ZM1 227V228H2ZM11 227V226H10ZM14 227V226H13ZM17 227H19V226H17ZM16 227V228H17ZM22 227L20 226V228L22 229ZM45 227V226H44ZM93 227L91 228L92 229V231H93ZM171 227V228H170ZM189 227H190V229H189ZM222 227V226H221ZM15 228V227H14ZM132 228V229H131ZM253 228V229H252ZM255 228H256V230H255ZM13 229V228H12ZM20 229V232L22 233V230ZM90 228H88V230H89ZM116 229H119V232H118V230H116ZM120 229L122 230V231H120ZM124 229H125V231H124ZM193 229H194V233H192V231H193ZM210 229V228H209ZM261 229H263V227L261 228ZM261 229H259V231L261 230ZM11 230V229H10ZM10 230H9V232H10ZM26 230V234L28 233V231ZM31 230V229H30ZM53 230H56V229H53ZM52 230V231H53ZM106 230V229H105ZM113 230V231H112ZM126 230L128 231V233L126 232ZM130 230H134V231H130ZM190 230H192V231H190ZM205 230V229H204ZM210 230H212V229H210ZM225 230V229H224ZM255 230V231H254ZM6 231L8 232V230L6 229ZM33 231V230H32ZM36 231V230H35ZM108 231V230H107ZM175 231V232H174ZM190 232V234H189V232ZM209 231V230H208ZM252 231V232H251ZM8 232V233H9ZM11 232H12V230H11ZM15 232H16V230H15ZM29 232H31V231H29ZM56 232V231H55ZM91 232V231H90ZM109 232H107V233H109ZM118 232V233H120V232H122L123 234L126 232L127 234H124V235H128L126 238H125V236L123 237V235H122V233L121 234H117L116 235V233ZM207 232V230L205 231V233ZM225 232V231H224ZM223 232V233H224ZM256 232H255V234H256ZM261 232H262V230H261ZM0 233H1V231H0ZM2 233H3V231H2ZM2 233H1V236H3L2 235ZM5 233V232H4ZM7 233V235H9ZM17 233H19L18 231H17ZM33 233V232H32ZM54 233V232H53ZM219 234H220V232H218ZM6 234V233H5ZM26 234H25V238L27 239L28 237L26 236ZM35 234V233H34ZM105 234H106V231H105ZM193 234V235H192ZM206 234H208V233H206ZM205 234V235H206ZM216 234V233H215ZM250 234V235H251ZM18 235V234H17ZM21 235H23V234H21ZM54 235H56V236H54ZM110 235V236H109ZM122 237V238H124L125 240H129L128 242L127 241H125V240H122V238L120 237V236ZM191 235H192V237L194 238H192L191 237ZM241 235V234H240ZM244 235V234H243ZM243 235H241V238L243 237ZM245 235H246V233H245ZM250 235L249 236H247V237H250ZM257 235V234H256ZM6 236V235H5ZM13 236V235H12ZM19 236V235H18ZM78 236V235H77ZM153 236V238H154V236H156L157 238H160V239H162V238H166L167 239V237H168V239L169 240H172V242H174L175 241V243L177 244V246H178V243L177 242H179L180 243V241L182 242V241H185V243L186 242H188L187 243V247L190 245V244H192V247H188V249H186V250H188L187 252H189V251H192L190 254H189V258L188 257H186V256H188V255H186L185 253V255L186 256H184V258L183 257H179L180 256V254H178V256H176L177 255V253L176 254H173V252L171 253L170 252V250H169V248H167L166 246H168V245H154V246H152V245H150V242L148 243L147 241H148V239H150L151 237ZM207 236V235H206ZM260 236V235H259ZM17 237V236H16ZM23 238L22 239H25L24 238V236H22ZM119 237V238H118ZM196 237V238H195ZM246 237V238H247ZM263 237V236H262ZM2 238V240L4 239L3 237H0V239ZM7 238V237H6ZM9 238V237H8ZM7 238V239H8ZM30 238H33V237H31L30 236ZM35 238V237H34ZM114 238H116V240L114 239ZM121 238V239H120ZM201 238V239H202ZM245 238V239H246ZM255 238H256V236H255ZM264 238V237H263ZM10 239V238H9ZM8 239V240H9ZM16 239H19V241H20V244H22V243H24L25 244V242H23L22 240H21V238L20 237H17ZM39 239V238H38ZM113 239H114V241L115 242H113ZM118 239V240H117ZM200 239V240H201ZM204 239H206V238H204ZM239 240H240V238H238ZM242 239H244V238H242ZM241 239V240H242ZM252 239V236H251V238H250V240ZM260 239V238H259ZM6 240V239H5ZM10 240H12V239H10ZM15 240V239H14ZM41 240V239H40ZM102 240H104V241H102ZM112 240V241H111ZM119 240H121L122 242L120 243V241ZM192 240H195V241H197V242H192ZM253 240V239H252ZM261 240V239H260ZM4 241V240H3ZM18 241V240H17ZM17 241L15 240V242L16 243H13L14 244V248L11 246V245H9V244H11V243H9L7 246L9 247V248H7L8 250L12 247L13 248V252H11L12 250L10 249L9 251L12 253V255H10V254H8L7 256L6 255H4L2 258H1V263L0 264H26V262L25 261H23V259L22 258H20V256H19V254H21L20 252H22L23 254H21V256L23 255L24 256V254H27L28 255V251H29V249L30 248H33V247H31V246H33V245H30L31 243H30V241H29V245H28V243H27V248L28 247H30L28 250H27V253H24L23 251H21V249H23V248H25V247H22L21 245H19V243H17ZM28 241V240H27ZM34 241V243L36 242V241H38L37 239L36 240H33ZM118 241H119V244H118ZM125 241V242H124ZM132 242L133 243V241L135 242V244L133 243V245H136V244H138V246H139V248L138 249H140V251H131V250H133V248H134V246L133 245H131L132 243H130L129 244V242ZM137 241V242H136ZM190 241H191V243H190ZM244 241V240H243ZM255 241H256V239H255ZM259 241V240H258ZM11 242H14V241H11ZM116 242H117V245H116ZM171 242V241H170ZM201 242V241H200ZM260 243L262 242V240L261 241H259ZM1 243V242H0ZM6 243V242H5ZM8 243V242H7ZM113 243H115V245L113 244ZM127 243V244H126ZM142 243H144V244H142ZM156 243V242H155ZM158 243H160V242H158ZM175 243H174V245H175ZM183 243V242H182ZM190 243V244H189ZM202 243H203V241H202ZM202 243H200L202 246H203V244ZM259 243V244H260ZM263 243H264V240H263ZM3 244H4V242H3ZM33 244V243H32ZM124 244V245H123ZM139 244H142V246L141 245H139ZM154 244V243H153ZM157 244V243H156ZM172 244V243H171ZM6 244H4V246H5ZM36 245V244H35ZM121 245H122V247H121ZM173 245V246H174ZM199 245V244H198ZM200 245V246H201ZM262 245V244H261ZM0 246H3V245H0ZM21 246V247H20ZM25 246V245H24ZM37 246V245H36ZM36 246H34V247H36ZM118 246V247H117ZM131 246V248H132V246H133V248L132 249H130L129 247ZM138 246H135V248H134V250H138L136 247H138ZM169 246H171V245H169ZM182 246H186V244H184V245H182ZM263 246V245H262ZM38 247V246H37ZM115 247V249H112V248H114ZM141 247V248H140ZM193 247H195V250H196V252L195 251H193L192 249H194ZM254 248H255V251H257L256 249H258V248H256V246H253ZM258 247H260V245L258 246ZM1 248V247H0ZM21 248V249H20ZM177 248H179V247H177ZM254 248H253V251H254ZM261 248V247H260ZM264 248V247H263ZM69 249V250H68ZM99 249H103L104 250V252L106 253L104 256H102V255H100V253H99ZM129 249H130V251H129ZM183 249V248H182ZM185 249V248H184ZM190 249V250H189ZM203 249H204V247H203ZM24 251H25V249H23ZM33 250V249H32ZM35 250V249H34ZM37 250V248H36V251H38ZM68 250V251H67ZM94 250H97V251H95L94 252ZM186 250H184V251H186ZM4 252L6 251V249H4L3 250ZM181 251V250H180ZM179 251V252H180ZM250 251H252V249L250 250ZM251 252L252 254H251V256H249V257H251V258H246V263H243V264H264V258L262 257L264 254V252H261L262 251V249H261V251L260 252ZM0 252H1V250H0ZM4 252H2V253H4ZM31 253H32V251H30ZM29 252V253H30ZM39 252V253H40ZM137 252H139V253H137ZM178 252V253H179ZM35 253V252H34ZM34 253L32 254L33 256H34ZM38 253V254H39ZM48 253H52L53 254V256H51V255H49ZM169 254L168 256H167V254ZM183 253V252H182ZM250 253V252H249ZM6 254V253H5ZM104 254V253H103ZM196 254H197V256H196ZM3 255V254H2ZM26 255V256H27ZM36 255H37V253H36ZM45 255H47V256H45ZM166 255V256H165ZM172 255H174V258H172L173 256ZM194 255V256H193ZM1 256V255H0ZM33 256H29L28 255V257H29V259L32 257V258H34ZM50 258H53V259H51V260H48L49 259V257ZM25 257V256H24ZM23 257V258H24ZM27 257V258H28ZM192 257V258H191ZM36 259V258H35ZM116 259V258H115ZM24 260H25V258H24ZM27 260V259H26ZM45 260V259H44ZM29 261V260H28ZM224 261V260H223ZM226 261V260H225ZM224 261V262H225ZM245 261H243V262H245ZM30 262L32 263H34L35 262V264L37 263L36 261H32V260H30ZM223 262V263H224ZM227 262V261H226ZM204 263V262H203ZM202 263V264H203ZM215 264V263H214Z\"/></svg>","mask_w":264,"mask_h":264}]
</instances>
